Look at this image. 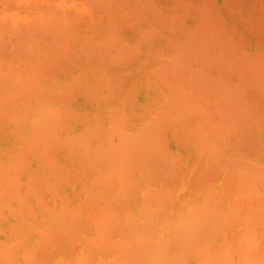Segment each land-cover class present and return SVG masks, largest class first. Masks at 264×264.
I'll list each match as a JSON object with an SVG mask.
<instances>
[{
  "label": "bare ground",
  "instance_id": "bare-ground-1",
  "mask_svg": "<svg viewBox=\"0 0 264 264\" xmlns=\"http://www.w3.org/2000/svg\"><path fill=\"white\" fill-rule=\"evenodd\" d=\"M4 1H3L4 2L3 5H5V3H6V0H4ZM8 1H11L13 3L15 0H7V3L4 6L5 8L3 7L4 10L6 9V7H9L10 6L9 3L12 4L11 2L8 3ZM44 1L47 2L46 0H44ZM73 1L74 0H72L71 2H73ZM82 1H80L79 3H82ZM108 1L110 3L111 2L113 3V4H109V5H114V3H116V2L118 4V1L117 0H116V2H113V1H110V0H107L105 2L109 3ZM121 1H123V0H119L120 4L122 3ZM128 1L131 2V0H127L125 2L126 3H129ZM137 1L138 0H136V2L134 1L135 2L134 6L139 5L138 7L139 8L141 7L140 9H142V7L144 5L145 9L148 8V10L151 9V7H152L151 10L153 11V8H154L153 5L154 4L152 5L151 2L154 3V1L148 2L150 0H147L146 1L147 3H146L145 0H144V3L145 4H143V0H142V2L141 1L140 2L143 5L140 2H139L140 4L139 3L137 4ZM173 1L174 2H171V5L169 4L170 7H165V10L170 8V11L172 9H173L172 11H174L175 10L174 7L171 8V6H172V4L174 6V3L177 2L176 4L179 7L178 13H180V15L183 17L182 18L179 14H177L180 17V21L185 18L186 14L187 15L189 14L190 16H193V17H190L188 15V16H186V18H189V17L190 18H193V19L196 20V22L191 27L190 26L188 27L186 25L182 26V28L185 27V26L187 28L186 27H185L186 29L184 28L185 31H184V29H181L185 33H183L182 35L180 34L182 36V37L180 36V38H183L180 41H178V39H177L179 37H176V36H179L177 34L178 33L177 32L176 35H175V38L177 39L178 42H172V40H168V39H166L164 37L165 40L163 39V41L160 42V44H156V45H154V44L152 45L150 43V40L152 38H154L155 35L157 37L156 39H160L159 37L162 36V35L158 34V31L156 32V30L151 27L153 24L155 25L156 22H153L152 25L150 24L151 26L145 23V21H146V19H144L145 17H142L141 16V12L144 11V7H143V10H135V11H134V8H131L130 7L132 9V10L130 9L131 13L133 11V13L131 14V13H129L130 11L128 12V8L129 7L125 5L126 3H122V4H124L122 7L125 8L124 12L126 11L127 14L129 13V16H131V19L134 18L135 16H136V19H137V17H138V19L141 17L140 18V23L137 24V22H135L132 19L133 22L135 23V24H133V26H135V27H133L130 24L133 27L132 28L133 29V36L130 38V35H131L130 34L129 35V39H126L125 38L126 35H125L124 36V39L120 38V40H119L118 37H117V40H116V34L114 32L117 31V30H119V28L123 27V26L120 27V22L121 21L124 22L126 19L125 20H123V19L122 20H119L120 22L119 21H116L117 19L113 20L114 21V24L113 23L112 24H113V26L116 25L117 28H115V27H113L111 25L113 28L110 27L111 30H109V33L111 32L112 34H110V36L109 35L108 36H109V39L110 38H112V39H110V40L108 39L107 41H105V39L107 38V37L105 38V36H106L105 35V32H106L108 26H110V23L111 22L108 23L109 24L108 26H106V24H105L106 21L105 22L102 21L103 23H101V25H104L106 27V28L103 27V29H105V30H103L102 28H99V25L100 24L97 25V23H95V26L97 25L96 26L97 28L95 29L93 27V32H94V29H95V31L98 30L97 32L100 31L99 35L101 33H102L101 34L102 36L104 35L103 36L104 39L102 40L101 39L102 37H97L96 36V33L93 34V32L91 31L92 30V27H91V30L90 29L88 30L87 28H84L85 30L87 29L86 30L87 33H85V34L82 33V32H85L83 29H81L82 27L80 29L77 28V27H80L79 24H83V22L81 23V21H82L81 20V16H80V20H79L80 23L75 22L76 16H72L71 15L72 14L71 11H73V10H71V9H70L71 11L68 10V11L71 12L70 13V12L66 11V8L67 7L65 6V9L63 8L64 9V13L66 12L67 14H66V17H63V16H61V13L59 14V12H61L63 9L61 11L57 12L58 10L57 11L56 10L53 11L54 7H52L53 9L51 8L52 10H50V6H49V9H48L47 8L48 6H44V3L41 4V5L39 4L40 9L42 8L41 10L44 11V7H45V10L49 11V13H50L49 14L46 11L48 13V16H47L48 17V20H45L44 21V24L47 23V25L48 24L49 25L48 26L47 25L43 26V23H42V26H41V24H40L41 22H37L36 20L35 21H36V23H38V25H35V22H33L34 19L31 20L32 21V24H33V25H31L30 18H29V22H28V24L30 23L29 24L30 26L27 24V27L26 28H25L26 25L24 26V24H21V23L17 24V25H19L18 26L19 28L23 26V29L25 28V30L29 27V32L27 34V31L28 30H26V32L24 30L22 33L25 32L26 34H24V35L23 34L22 35L20 34V36L18 34L17 36H15L16 37V40H17V37L19 38V41L18 40H17L18 42L16 41L17 48H20L23 51V52L22 51H20V52H22L24 54L23 55L20 54L21 56H19L17 52H19L20 49L19 50H15L17 48L16 47L13 48L15 51H17L16 52L17 55H16V58L15 59L19 60L20 62L23 60L22 62L24 64L26 63V61H27L26 58L28 56H25L26 58L23 57V56L24 55H31L30 57H31L32 60L29 57V59L31 61H27V63H29V65L27 63L25 64L27 66V70H28L27 73H29V75L31 74L30 73V70H29L30 68H32L33 71H36V74L34 72V73H32L33 75L31 74V76H26V74H25V72H26L25 67L26 66L23 63H22L23 66H21L22 64L21 65H20V63L18 64L17 63V60H15V62H14V59H12V58L15 57L14 56L15 55V51L13 52L14 55L11 54L12 53L11 51H13V49H11L10 52L8 51L9 52V55L11 54V56H13L12 58L6 52V50H8V49H6L5 47H8L9 46L10 39L8 38L9 39V42H8V46H6L7 45L6 42L8 40H4V38L8 35L7 33L9 32L8 31L9 29L6 30V28L10 25V23L6 22V21H8V19L6 21H4V23H1L0 22L1 25H3V24L5 25V26L3 25L4 28L2 29V30L5 29L4 30V33H2L3 31L2 32L0 31V33H2L3 37L5 36V34H7L4 38H2V36L0 35L1 36V40L3 39V42L6 41L5 42L6 44H3L2 43L3 46L0 44L1 47H3L5 49V50H2L3 53L6 52L5 55L7 54L4 58L5 59H8V60H11L12 59L13 62H14L13 65H17V64L19 65V68H18L17 66L13 67L9 63V65L7 64L6 67L9 70L12 69V70H10L11 73L10 74L7 73L8 74L7 75V74H5L4 71H2L5 74V76L3 75V77L1 76V73H0V88H2L3 89V92H4V94L2 95V98H0V121L2 120L1 122H3L5 119H7L9 122L12 123V125L13 124H14V126L16 125L21 130V134L19 135V139H17L18 138L17 137L18 135L14 134V136H15L14 138H15V140L17 142H19V146L15 150L12 149L13 151L9 152L10 149H11V146H13V143L15 142L14 141V138H13L12 139L13 141L10 140L12 142V145L11 146L8 145L10 147V149L8 150L6 148L8 153L5 154L6 153L5 152L3 156L0 154L2 156V157L0 156L1 157L0 158V226L2 225V223L4 222V220L5 221L7 220V217H5L7 214H9V216L12 214L11 217L12 216L15 217V215L17 214L16 215L17 218L19 217L21 220H18L19 218L16 219V217L15 218L12 217L14 219V221H16V220L18 221V222L17 221L15 222V223H17V225H18V223H19V225H21V222H22V225L23 224H27L28 225V223L30 224L31 223V220L30 221L27 220L26 219L27 217H25V214L28 213L29 214V217H31L34 220L33 217H34V212L35 211H33V207L36 204L39 205V206H42L43 205L45 207L44 204H45V202L47 200L44 201L45 199L42 198V197H44L43 196V193L44 192H47L48 195L50 193H51V195L52 194L53 195L56 194L55 197L58 198L60 194H58L57 190L60 189L63 185H65V184L69 185L71 183V184H73V185H71V187L73 186L74 189H75V186H74L75 184H74V182L72 183V179L75 178V176L71 179V178H69V177H71V175L68 176L67 173L72 172V171H70L71 169L76 170L77 168H78L79 174L81 172L82 173L80 174V177L79 178H76V179H79V181H78L79 183H80V181L82 182L81 179H83L82 184L81 183L80 184L82 185L81 186V189L85 191L84 192L81 189H79L80 190V193L81 192L86 193V190H89L88 191V194H87V195H89L90 194L89 192L91 190V195L93 194L92 196L90 195L91 198H90V196H87L85 194L84 196H86V197L83 196L85 199H88V200L89 199H92V198H93L92 200H94V199H100L101 196L94 195V192L92 190L103 191L102 189H104V188L106 190L108 188H111L112 189V187H114L115 188L114 190H116V191L118 190L120 194L124 193L125 196L127 194H129L128 193L129 190H130V194H131L132 189H133V195L134 196H135V193L134 192H136V189H139V191L141 189H143L145 191H147V189L148 190L150 189L151 190L150 192L147 191V192H149L148 193L149 196H148L147 192L143 191L147 195L144 194V196L146 198L143 199V201H145V202H142V203L143 204H147L149 201H152L153 199H155L156 202H154L155 201L154 200L153 201V203H154L153 205H157V206L159 205L161 207V205L163 203L161 202V204H159L160 203V199H157V198L161 196L160 197L161 198V201L163 200L165 202V199H163V198H169L170 197L169 195L172 193L173 196H171L169 198V200L168 199L166 200L167 203L169 201V203L166 204V205H168L169 210H170V208L172 206V203L174 202V201L172 202L171 200H173V197L175 196L174 192L176 191V190L175 191H172V190L173 189H176L175 187L181 188L183 185L180 187V186H176L177 184H175V185L174 184H171V181H173V180L175 181L176 180L175 179V176L174 177L172 176V178H171V176H168V175H167V177L166 176L165 177L164 176L161 177L158 174L161 177V181L160 182L161 183L163 182L162 185L159 183L161 185V187H163V185H165V187L167 189L168 188L170 189V190L169 189L167 190L165 187L161 188V190H163L164 188L166 189V194L168 196H166V194H164L165 195L164 196L163 193L165 191L162 192V195H161V191L159 190L158 186L155 187L157 189H155L154 187L152 188L151 187V184L147 183L146 181L149 180V178L152 175H154V178L151 177L152 180L157 179V178H159V180H160V177L159 176L156 177V173H159V172L162 173V172L165 171V170L163 171V169H166V165H165V168H163L164 166H162V163H164L165 160H164V162L160 161L161 157L167 156V157H165L166 158V161L167 160L168 161L172 160V161H170V163L172 162V166L171 167H174L173 165H175V167L173 169H176V168L179 169L178 172L180 173L179 174L180 176L182 174L181 173L182 170L180 168H178L179 167L178 164H181L184 167H186L184 165L185 162H182L183 159L185 158V156L183 155L184 153L181 154V153L178 152L179 155L176 158L175 156H173L174 153L173 154L170 153V149L169 148H165L166 145H167V142L166 141H168L169 138L167 140H165V141H162V143L159 142V146H157L158 144L155 146V143H158V141L161 139V136H162V139L163 138L166 139V137H165L166 134H165V131L164 130L165 129H169L171 126H173L175 124L176 125L177 124L179 125L178 130H179L180 127H183V128L186 127L188 129L189 126H190V124L193 126L194 129L192 127L191 128L194 130V135H193V132H192V129L191 128H189V130H187L186 132H185V128H184V131H183V128H182L181 129L182 130L181 132H185V133L188 132V135L186 136V143L188 144V141H191V139H192L193 142L191 141L192 142L191 145L194 146L195 149L198 148V150H200V148H202L203 145L204 146H207V148L205 147L207 149V153H204V155H206V154L209 153V155L211 156V159H212L213 163L212 162H210L212 164L209 163V159H208V157H206L207 155L205 156L204 159H208V160H206V161H208V163L206 165L207 166V169H209L210 167L211 168L213 167V169L211 171L210 170L211 168H210L207 172H205V171H203V172H205V173H208L209 171L212 172L211 176L215 177L214 178L215 180L219 176L218 173L221 172L218 168H220V169L221 168H223V169L225 168V170H226L227 169L226 167L229 166L230 164H232L234 166V164H237L238 162H241V161L244 162V163L246 162V158H243L244 161L242 159H241V161L238 159V158H240L239 157L241 155L240 153H242L244 155L247 153V155H249V157L252 158L251 157L252 156L251 153L254 154L253 151H256V149L258 148V143H259V142H257L255 140V137L253 136V134L255 135L256 131H258V130H260L262 133H264V103L257 104V107H253V106H251L249 104V102L252 101V99H249V101L247 100V102L244 103L245 101L242 100V97H243L242 95L244 93H248V91H246V89H247V87L251 86L249 88H251V90H252V88L255 89V93H256V95L257 94L260 95L259 96L260 99L261 98H264V52H261L262 50H260V51H257V52H260V53H258L257 55H256V53H253L252 56L251 55L249 56V53L239 52L240 58L236 56V52L234 53L235 55H233L232 53H228V52H231V50H230V48H232L231 46L233 45V47H234V44L231 41L232 37L229 40V37L226 36L225 38H227L228 40L227 39L224 40V39H220V38L218 39L217 38L218 36L217 37L215 36V31H216V28L215 27H217V26H214V24L216 22L222 21V19H221L220 15L217 12H216V14H218L219 16L218 15L217 16L220 17V18H217L216 16H214V15H216L215 14V11H217L216 8H218V6L214 5V6H212L213 8L207 6L208 3H211L210 0H204L203 1L204 3H202V2L199 3L201 0H199V1L198 0H173ZM223 1H225V0H222V2ZM237 1L238 2H242L243 1V3H241L240 5H244V4L250 5V3L253 2V7L254 8L256 6H258V7L255 8L257 10L253 13V16H250L249 15L250 16L249 18L247 16V18L243 22H246V23H249V24L251 23V25H254L255 28H253L252 26L250 28L255 29V30H258L259 34L261 35V40H262V38H264V36H262V35H264V26H262V25H264V24H262V23H264V0H242V1L241 0H237ZM18 2H20L22 4L21 1L18 0ZM212 2L215 3L214 0ZM229 2H232V0H230ZM31 3H32V1H30L29 5H26L25 4L26 5V8L27 7L28 8L29 7H37L36 4H35L36 6H30ZM83 3L86 4L85 5L86 6L85 8H88V6H89L90 7L89 10L92 9L91 12L94 11V14L97 15V17H96L93 14L94 15V18L95 17L96 18L100 17V18H98V19H100L99 21H101V19L105 18L106 16L108 18L109 15H110L109 16L110 18H113V17H115V15L118 14V12H120V14H121V11H122V9H120L121 11H119V9H118L121 5H117L118 8L115 7L116 5H114L113 7H115V9L117 8L116 11L115 10L114 11L112 10L113 7H106V8H110L111 9V10L109 9L110 12H113L114 14L113 13H110L109 14V11L106 8L105 9L108 12L107 11L106 12H103L101 10V7L103 6L102 5L103 0H85V2L83 1ZM149 3L151 5V7L149 6ZM7 4H8V6H7ZM21 4L18 3V7H16V8L19 9V6ZM254 4H255V6H254ZM42 5L44 7H41ZM80 5H81V7H83V4H80ZM140 5H142V6H140ZM157 5H158V3H157ZM12 6H14V5H12ZM15 6H17L16 5V2H15ZM126 7H128V8H126ZM225 7H226V5H225ZM230 7H233V6H230ZM230 7L228 9H230ZM9 8L11 10H8V9H6V10L8 12H11L12 11V8L11 7H9ZM163 8H161V9H163ZM210 8H212L213 10H211ZM238 8H237V12H238ZM40 9H38V10H40ZM228 9H226V10H228ZM259 9H260V12L262 13V15H261L260 12H258L260 15H256V14H258L257 11ZM13 10L15 11V8ZM38 10H35V12L37 11L36 12L37 14L39 13ZM81 10H83V8ZM81 10H78V11H81ZM89 10L86 9V11H89ZM117 10H118V12H117ZM151 10H150L149 13L147 12L146 14H148V15L151 14V17L153 16L152 18H154V21H156L160 17L161 18L159 20H157L158 22L161 19H164L166 16L170 17V15H166L165 16L164 13H161L156 8L154 9L155 12H153V13H155V15H154L153 13H151L152 12ZM235 10H234V13H237V12H235ZM7 11H3L2 10L0 12H4L5 13ZM43 11H41V12L43 13ZM50 11H53V12H50ZM138 11H140V13H137ZM175 11H177V10H175ZM212 11H213V13H212ZM15 12H17V11H15ZM17 13H18L17 15L19 17L20 16L19 15V12H17ZM42 13H41V15H42ZM134 13L136 14L135 16L133 15ZM160 13H161V16H159ZM31 14H33V17H34V14L35 13L33 12V13H30V15ZM37 14H35V15H37ZM39 14L37 16H39ZM120 14L117 17H120V19H121V16H123V15L121 14V16H120ZM211 14L212 15L214 14L213 17H215L213 19V21L211 20V18H212V15ZM0 15H1V13H0ZM25 15L28 16L29 14L26 13ZM25 15H23V17L20 16V17H22V20H23V18H25L24 17ZM43 15H44V13H43ZM45 15H46V13H45ZM45 15L43 17H45ZM67 15L69 17H71V18H69ZM76 15L79 16L80 14L77 13ZM88 15H90V14H88ZM124 16H127V15L124 14ZM154 16H156V20H155V17ZM173 16H174V14L171 15V17H170L171 20H169L168 17H166L164 20H166V19L169 20L170 24H171V21H172V23H174V21H176L177 22L176 25L179 26V24H180V26L179 27L178 26L177 27L175 26V29H180L181 28V24H183V23H179L176 20V18L173 17ZM67 17H68V20H71L70 21V25L69 24H66V22H67L66 21V18ZM73 17H75L74 18L75 20L72 19ZM82 17L83 18L84 17L86 18V19L85 18L84 19L82 18L83 20H85V22L86 21L90 22V20L87 19V16L83 15ZM162 17H164V18H162ZM172 17H173V19H175L174 21H173ZM43 19H45V18H43ZM109 19H107L108 20L107 22H109ZM131 19L130 20H127V22L128 21L130 22ZM143 19L145 21H143ZM193 19H190V20L192 21ZM150 20H151V18H150ZM164 20H163V22H165ZM190 20H189V22H190ZM12 21H13V19H12ZM24 21H26V20H24ZM73 21H74V23H73ZM88 22H87V24H88ZM146 22L149 23L148 21H146ZM213 22H215V23H213ZM238 22H240V21H238ZM98 23H100V22H98ZM161 23H162V20H161ZM74 24L75 25L77 24L76 25L77 27L76 26L75 27H76V29H79V31H77L75 28H73V25ZM87 24H84V25H86V26L89 27V24L88 25ZM121 24H122V22H121ZM123 24L125 25V22ZM218 24L219 23H216L215 25H218ZM66 25H68L69 28ZM71 25H72V28H71ZM130 25H126L125 27H127V26L130 27ZM12 26H13V24H12ZM230 26L226 30H228L229 28L232 30V28ZM232 26L235 27L233 24H232ZM246 26H247V24H246ZM2 27H0V28H2ZM48 27H49V29H47ZM125 27H123V28H125ZM12 28H14V26ZM218 28H219V30H222V27H221V29H220V27H218ZM245 28H247V27H245ZM73 29H75V33L74 32H71V31H74ZM101 29H102V31H101ZM162 29H165V31H166L165 33H168L170 31L171 32V35H170V33H168L169 36H172L173 35V31L170 28V26H168L167 29L166 28H162ZM15 30L16 29H14V32H15V35H16V33H17L16 31L17 30L16 31ZM20 30H22V29H20ZM38 30L41 31V32H39L40 34L37 33ZM80 30H82L81 33H79ZM124 30H126V28ZM231 30H230V32H231ZM6 31H7V33H6ZM76 31L80 35L82 34V36L85 35L84 38H82L80 36L82 38V39L80 38L81 41L83 40L82 42H80V44L78 43L79 41L76 38V36L79 35V34L78 35L76 34ZM89 31H91V34H93V36L95 35L94 36L95 38L93 36H92L93 38L88 37L87 34H88ZM103 31H105V32H103ZM14 32H10V33L14 34ZM129 32H131V31H129ZM258 32L257 33L254 32V33L258 34ZM113 33H114V36L112 37ZM119 35L117 34V36H119ZM183 35H184V37H183ZM258 35H256V36H258ZM120 37H122V36H120ZM237 37L234 36L235 41H237ZM10 38H11V36H10ZM75 38L78 41L77 43L76 42H73L75 40ZM99 38H100V41H99ZM113 39L116 40V41H114ZM238 39H239V37H238ZM111 40H113L114 42L111 41ZM11 41H13V40H11ZM102 41H104L103 42L104 44L106 42H107V44L109 43V45L107 46V44H106L104 46V44H102V46H101L100 44H101ZM169 41H171V42H169ZM245 42L247 43L248 41H245ZM73 43L74 44L75 43L78 44L77 45L78 48L75 45L76 46V49H75ZM153 43H155V42H153ZM238 43L239 42L237 41V44ZM239 45L243 46V44H241V43H239L238 46ZM14 46H15V44H13V47ZM150 48H152V52L150 50L151 53L148 50ZM144 49H146L147 51L143 54L141 52ZM162 49L168 50L167 52L169 54H171L172 57L166 58V57L160 56L159 55V52ZM0 50H1V48H0ZM2 51L0 53H1L2 56H4V54H2ZM42 51L45 52L44 55H46V56L43 57ZM47 51H49V52H47ZM25 52H27V54H25ZM184 53H187L188 54V57L187 58H189L190 56L193 57V61H190L189 64L192 63V62H194V61L196 62V65L195 66H200L199 64H201V65L203 64L202 66H204V67L206 66L205 67L206 70L209 68V72H206L205 69H204V72L201 71L202 72L201 73L200 70L197 67H191V68L189 67V69H188V63H187V60L188 59L186 60V62L183 60L185 58L182 59ZM242 54L244 55L243 57H245V59L242 57ZM95 55L98 56V57H96ZM165 55H166V53H165ZM7 56H9V58H7ZM17 56L22 57V58H19L18 59ZM91 56H93V58ZM246 56L248 58H246ZM95 57H96V59H95ZM138 57L139 58L143 57V59L141 58V60H143L145 63H148L151 60V62L154 64V68H152V71L149 70L146 73L147 74V78H149L150 76L152 78L154 77V80L153 81H156V83L154 82L155 83L154 85L152 84L153 82L150 83L148 81L151 78L146 79V77H143L144 79H141V78L138 79L136 77L135 78L132 77L133 79L131 80V78H130V81L127 79L128 75H131L133 73L131 71L132 66L135 65L136 62H139L138 61ZM23 58H25V59H23ZM82 58H85V60H87V59H89V60L94 59V60H91L93 62L92 65L89 62V64L92 67L93 73L92 74H88V77H87V79L85 78L86 79L85 81H86V84L87 83L89 84L90 82H87L89 80L88 78L92 79V82L91 83H92V85L93 84H96V87H95V85H93L96 89H94V87L92 86L93 87L92 89H94L95 91L94 90L91 91V88H90L91 86L90 85H87L90 88V90H89V88L87 86H85V88L87 87V89L90 91V92L88 91L89 93L87 91L85 92L86 94L87 93L89 94L88 97H86L87 95L85 93H83L85 89L83 88L81 90L82 82L84 80V79L82 80V78L85 77V76H83L82 78L80 77L81 79L79 78V82L80 83H78V84L75 85L76 82H74V81H77L78 82L77 77L82 76V74L84 73L83 72L84 69L86 70L87 67L81 68V69H83V71H81V69L79 70V71H81V73L78 74L79 76L76 74V77H73L74 79L70 77L71 80L69 81L67 79V81H69V82H65L64 85H60L61 83L62 84L64 83V82H61V81H59L61 83L58 84L57 82H54V80H53V82H52L53 85L51 84V82H49V83L47 82L48 83L47 84L46 81H44V80L51 81L50 79H53L54 78L52 75L57 72L55 69H58V71H60V69H61V71L63 73L65 72L66 77L69 78L68 77L69 76L68 73H69L70 70L68 71V66H70L69 67V69H70L73 66L71 64L75 60H77V61L80 60L81 61ZM0 59L3 60V58H1V57H0ZM20 59H22V60H20ZM51 59H54V60H57V59L60 60L61 59L63 62L60 61L61 62V63H59L60 64V67H59V64H58V68H57V66H55V68H53L54 69L53 70L52 69V65L54 67L55 63L51 62L52 61ZM12 60H11V62H12ZM33 60H35L34 61L35 62V66L36 65L38 66V67L36 66L35 69H33V63H31V62H33ZM85 60L82 61V62H85ZM151 62H149V64ZM4 63L2 64V61H0V64H2L0 66H3ZM76 64L79 65L78 63H76ZM89 64H88V69H87L86 72H89L90 73L91 68H89ZM9 66L11 68H9ZM29 66H31V67H29ZM39 66H40L41 70L39 69ZM139 66H137L136 68L138 69ZM151 66H152V64H151ZM202 66H201V68H202ZM20 67H23V69L21 70V72H23L26 77L23 78V77H21V76H23V73L21 74V76L18 73V76H20V79H22V81L19 83V81H17V78L18 77L15 75V73H17V72H16V69L14 70V68H17V69H19L18 71H20ZM147 67H149V66H147ZM3 68L5 69L4 66H3ZM64 68L66 70H64ZM78 68H79V66H78ZM42 69H43V71H42ZM50 69H52L53 71H51ZM104 69H106V71L108 72L107 74L104 72ZM107 69H109V71ZM132 70H133V68H132ZM38 71H39V74H37ZM67 71H68V73H67ZM135 71H136V69H135ZM7 72H9V71L7 70ZM41 72H42V75L43 76L41 75ZM75 72H76V70H75ZM226 72H228V73L230 72L231 75H234L235 74L234 76L238 77V81H240L239 78L243 75L244 76V79H243L244 84H243V86L241 85L242 82H240V85L241 86H238L239 83L237 84V86H232L231 84H229L231 82L229 80L227 81V76L230 78L231 75L230 74L228 75ZM143 73H144V71H143ZM236 73H238L239 75H237ZM146 74H144V75H146ZM13 75L15 77H17L16 78V81H15L16 83H14V84L7 83V82H10L11 79H13ZM140 75H141V73L138 76H140ZM41 76H42V78H41ZM8 77L9 78L12 77V78L11 79H7V80H4V81H7V82L1 81V79L3 80V78L6 79ZM91 77H94L95 79L97 78L96 80H97V82L98 81L99 82L96 83V80H93L94 78H91ZM18 80H19V78H18ZM40 80H43L44 83L47 84L46 86H49V84H51V85L49 87H46L45 84H42V81H40ZM241 81H242V79H241ZM71 82H73L74 84L71 83ZM54 83H55V85H54ZM56 83H57V85H56ZM7 84H9V85H7ZM86 84L84 83L83 85H86ZM98 84H99V86H98ZM43 85L46 88L43 87ZM235 85H236V83H235ZM77 87H79V90H77L78 89ZM99 88L102 89L101 92H100ZM164 88L165 89H168V91L169 90L171 91V97H170V99L166 98L165 103H163V105L161 104V108L162 109H158L159 111L155 113L156 115L153 118H150V120L152 119L150 122L143 123V125H141V126H139L140 125L139 124L138 125L139 126L138 128L137 127L135 128L134 127V124L133 125L131 124V126L136 129L135 131L126 130L127 127L123 125V122L127 121V119L125 120L123 118V116L124 115L125 116H128L124 112L126 110H129L130 108H132V105H133L132 99H134V98L131 96V93L133 92L135 94L138 90H143L145 92L146 91L148 92L149 90H155V93L157 91L158 95H160L159 94V91L161 90L160 92H162ZM74 90H76L75 93L78 96H82V95H79L81 93L85 94L86 95L85 97L87 98V101L92 100L93 101V104L94 103H97V102H100L101 104L97 103V105H95V106L93 105L94 109H97L96 106H100V109H99L98 112H99L100 115H102V118L105 117L103 115L108 114V118H110L112 121L109 120L106 117L109 120V122L107 123V121H106L104 123V127H103L102 126V123L103 122L100 121L101 118L99 116L97 117V115H95L96 119H94L95 117L93 119L87 118L88 117L87 115H90V112H88L89 113L88 114L85 109H83V110H85L86 112L83 111L82 108H80V111H82L81 113H83V114L77 113V112L75 114L74 111H73V108L74 107L71 108L70 105L67 106L64 102L63 103L65 104V106L63 104L58 105L60 102H62L63 99L65 100L64 97H66L67 95H68V97H66V98H68V100H70V101L71 100L73 101L74 96H73L72 93L74 92ZM119 90L121 91V93H120ZM80 91H82V92H80ZM170 91H169V93L167 92L166 94L165 93H161V94H163L164 97H167L170 94ZM68 92H71V94H69ZM77 92H79V93H77ZM101 93L108 94L109 95V96H107V102L106 101H105V103L102 102L103 101L102 99L105 98V100H106V96L101 98ZM111 93H116V95L118 94L119 97L117 96L118 98H116V100H114L113 94H111ZM69 95H71V96H69ZM142 95L143 96L146 95V96H144V98H145V101H147L146 98L149 97V96L147 94H145V93L142 94ZM240 96H241V98H240ZM252 96L254 97V95H251L250 97H252ZM85 97H84V99H85ZM110 97L113 98L112 100H114V104L113 103L112 104H109L110 102H113L111 100H110V102H108V99H110ZM114 97H115V95H114ZM135 97H136V95H135ZM141 97H139V98H141ZM164 97H163V99H164ZM155 98L157 99V97H155ZM159 98H160V101H161V97H159ZM238 98H240V100ZM257 98H258V96H257ZM136 99H137L136 100V102H137L138 101V98L136 97ZM156 99H153V100L156 101ZM255 99H256V97H255ZM149 100H151V99H149ZM241 100L243 102H241ZM258 101H259V98H258ZM260 102H262V100ZM68 103H70V102L68 101ZM146 103L148 105V102H146ZM153 103H155V102H153ZM82 104H84V103H82ZM90 104H91V101H90ZM74 105H76V104H74ZM135 105H137V104L135 103ZM166 105L168 106V108L166 110H164L167 107ZM66 106L70 108L69 111H72V114L71 115L68 112L67 108L65 110V107ZM145 106H146V104H145ZM145 106L142 105L143 108ZM154 106L155 105H153V107ZM159 106H160V104H159ZM164 106H166V107H164ZM61 108H64V109L61 111ZM137 109H139V108L137 107ZM154 109H152V110H154ZM156 109H157V107H156ZM87 110H88V108H87ZM131 110H134V109H131ZM152 110L151 111L150 110L147 111V112H150V113H146V111H144V112L147 115H149V114L152 113ZM64 111L66 113V114L64 113L66 116L63 114L62 118L59 117ZM131 112H132V114H130L128 117H132L133 111H131ZM137 112H138V110H137ZM144 112L142 114L141 113L140 114L143 115ZM183 112L184 113H188V114L190 112H192L193 115H194V113L195 114H199V115H201L202 119L199 118V121H198V119H196V117H195V119H196L195 120L194 119V116H193L192 117V119H193L192 122L194 124H192L190 122H189L190 124H188V121H187V124H185V122H184L185 120H182L181 121V119H180L181 116H183V114H181ZM74 114H75V116H74ZM84 114H87V115L86 116H83ZM177 115H180V116H178L179 118L177 117ZM186 115L184 114V116H186ZM64 116L67 117L66 118L67 120L65 119L63 121V117ZM136 116H138V115H136ZM144 116H146V115H144ZM69 117L71 118V121L69 120L70 119ZM78 117H80V118H78ZM186 118L188 119V116H186ZM144 119H145V117H144ZM190 119H188V120H190ZM206 119H207V121L202 124V121L203 120H206ZM74 120L76 121V123L73 122ZM98 120L100 121L99 124L97 122ZM103 120H104V118H103ZM195 121L196 122L198 121V122L195 124ZM134 122H135V120H134ZM5 123H7V122H5ZM86 123L87 124L96 123L98 125H94L93 124L94 126L90 128V127H88V125ZM126 123H127V125L129 124L128 121ZM108 124H109V127L107 128ZM6 125H8V124H6ZM80 125H82V127L85 126V125H87V126H85L87 128H85V127L82 128V127H80ZM185 125H187V126H185ZM125 127H126V129H125ZM2 130H4V129H2ZM171 130H172V128H170V131ZM178 130L175 131V126H174V130H173L174 133L173 132L170 133V131H168L169 134H170V136H171V137L169 136L170 137V140H172L175 137V135L177 136L178 132H180ZM5 131H7V130H4V132H2V131H0V132L1 133H6ZM14 131L15 130L13 129L12 132L14 133ZM163 131H164V134L162 133ZM181 132H180L181 136L178 134L181 137V139H179L180 137H178L177 140H176V137L174 138V140L176 141L177 144H182V142H181L182 137L185 136L184 135L185 133L182 134ZM196 132L198 134H196ZM173 134H175V135H173ZM0 136L2 138L4 137L1 134H0ZM188 136L191 137L189 140H188ZM262 137H264V136H262ZM3 139H1L2 140L1 142H3ZM17 142H16V145H17ZM163 142H166L165 143L166 145ZM183 142H185V140ZM183 144L186 145L185 143H183ZM160 145L161 146L164 145V146L161 147ZM188 145L190 146V144H188ZM188 145H187V148L189 147ZM5 147H7V146L5 145ZM159 147H160V149L161 148H164V149H161V151H160L159 150ZM226 148H227L228 151L231 150L232 148L233 149L234 148L237 149V153H238L239 156L237 155V157H236L237 159L235 161H234L235 158L234 159H231L230 158V155H229V157H228V155L226 157V155H225L226 152H224V149H226ZM259 148L264 149V146H261V147L259 146ZM259 148H258V150H259ZM208 149H210V151ZM171 150H172V148H171ZM227 150H225V151H227ZM168 151H169V153H167ZM200 151H202V150H200ZM168 154H169V156H168ZM180 154L183 155L184 158H182V156H180ZM187 154H189V153H187ZM153 156H158V160L160 162L157 163V164H158L159 168H162V170L159 169V171H158V169L157 170L155 169V171H157V172H154V174H153V170H152V172H151L152 174H147V175H150L149 178H148L147 175H146V173H145V171L143 170L144 171L143 172L142 169L143 168L145 170L147 169L145 167L146 163H148V161H149V163H151L150 162V160H152L151 158H153V159L156 158V157H153ZM172 156L175 157V159H172ZM259 156H260V154H259ZM62 157L68 158L69 161L68 160H65V161L63 160L64 162H62L61 161ZM180 157L182 159H180ZM241 157H243V156H241ZM37 158H38V160H41L43 162L42 163L43 166H42V164H40L41 166L39 168L41 169V172L43 173L44 177H43V175L42 176H38L37 175V172L36 173L34 172V170H35L34 167H33L34 170H30L32 168L29 169V167L31 166V164L29 165V162H30L29 160H32L33 159L32 161H34V159L36 160ZM145 159H146V163L143 162V161H145ZM163 159L164 158H162V160ZM176 159H179V160L177 161ZM204 159L202 158V160L200 162L202 163V161ZM155 160H157V158L154 159V161ZM232 160L235 163H233ZM257 160H256V162H257ZM185 161H187V160H185ZM206 161L203 162V163L205 164ZM242 162L240 164H243ZM248 162H249V160H247V163ZM76 163H83L84 165L83 164L82 165L84 167H82L81 169L79 168V166L75 167L76 166L75 165ZM170 163H168V165ZM251 163L254 164V162H251ZM251 163L249 164L250 166L253 165ZM259 163H257V164H259ZM46 164H47V166H46ZM159 164L161 165V167H160ZM202 164H201V167L203 168ZM221 164L225 165V167H223V165L221 166ZM77 165H79V164H77ZM142 165H144V166H142ZM147 165H149V164H147ZM151 165L149 167L150 170H151ZM208 165H210V166H208ZM249 165H247V166L244 165V167H243V170L244 171H241V172H239L240 170L239 171L235 170V168H233L231 170L230 169L231 166H230V168H228V169H230V171H228V169H227V171L229 173H234V171H237L236 174L234 173L233 175H235V176L237 175L238 177L240 176L239 179L237 177H236V179L234 178V183L236 182L235 180H238L237 181L238 183L237 182H236V184L231 183V185L233 184L232 185L233 188H234V185H236V192L234 191V193L239 194L240 195V198L242 197V195H243L244 198L247 195L246 198L248 200H249V198H252V197H253V199H254V197H256L255 199H257V196L259 198H260V196L264 197V193H259L258 191L255 190V188H257V185L258 184H259L258 186L261 185L260 187H264V169H262V167H261L262 165L261 166L259 165L261 168L257 167V169H256L255 168L256 164H254L255 166L253 165V168H255L256 170L255 169H251L252 166L250 167ZM69 166L70 167L72 166L75 169L72 168V167H71V169H69L70 168ZM245 166H246V168H245ZM248 166H249V168H247ZM44 167L46 168V170H45ZM201 167L199 165L198 170ZM42 168H44V169H42ZM140 168H142V169L140 170ZM156 168H158V167H156ZM177 169L175 171H176V174H177L178 177L177 176L176 177L178 178L177 180H180V183H179V181L177 183L180 185V184H182V181H181V179H179V175L177 173ZM47 170H49L50 174H47ZM52 170H55V171L53 172ZM68 170H69V172H68ZM168 170H172V168L171 169H168ZM200 170H202V169H200ZM200 170H199V172H200ZM51 171H52V173H51ZM141 171L146 176L142 175ZM146 172H147V170H146ZM172 172L171 171L170 172L167 171V174L169 173V175H172ZM183 172H184L183 173L184 175L186 174L185 176H187V174L189 173L187 170H186V173H185V171H183ZM197 172H194L195 174H193L194 175V176H192L193 178L195 176L196 177L198 176V179L199 180L201 179V181L203 179H206L207 180V176L205 175V173H201L200 176H199V174L198 175L196 174ZM216 172H217V174H216ZM228 172H226V173L228 174ZM38 173H40V172H38ZM148 173H149V171H148ZM140 174H141V176H140ZM45 175H47V176L45 177ZM72 175H73V172H72ZM173 175H175L174 172H173ZM201 175L203 176L202 177L203 179L201 178ZM233 175H231V176H233ZM143 176H144V178L147 177L148 179L147 178H145V179L143 178V181L142 182L140 181L142 183V185H141V184H139L140 182L138 181V178L139 177L141 178ZM211 176H209V178ZM223 176H225V175H223ZM192 177H190V178H192ZM196 177H195V179H196ZM227 177H228V175L226 176V178ZM67 178H69L68 181H67ZM140 178H139V180H141ZM184 178H182V179H183V184L185 185L184 182L185 181H188V179L186 180ZM193 178L191 180H193ZM209 178H208L207 181L214 180L212 178H210V179ZM169 179L171 180L170 181V184L171 185L168 184V183H167L168 184L167 185L165 183L166 181H169ZM152 180H149V182L152 181ZM199 180H196V181L199 182ZM206 180H203L204 182H200V183H197L195 181V186L197 188L194 187L193 188L194 190L192 192H196V190H198V192H199L202 187H204V189L207 188L206 185L203 186V184L205 183ZM227 180H229V178ZM154 181H157L158 182V179L157 180H154ZM154 181H152V182L154 183ZM78 182L75 181V183H78ZM133 182H135V183H133ZM143 182H145L147 186H144L145 184L143 185ZM198 184L201 185V186H197ZM172 185H174V186H172ZM149 186L151 188H149ZM136 187H139V188H136ZM145 187H147V189H145ZM54 190H56V191H54ZM152 190H153V192H152ZM177 190H180V189H177ZM59 191L61 192V189ZM73 191H75V190H73ZM124 191H127V192H124ZM168 191H171V192L168 193ZM77 193H79V192H77ZM141 193H142V191H141ZM151 193H152V195H151ZM153 193H155V194L157 193V194L156 195L155 194L153 195ZM206 193H207V191H206ZM234 193H233V195H234ZM41 194H42V197H41ZM120 194H118V192L115 194V192H114V197L112 198V200L115 201V199H119L120 198ZM124 194L121 195V198H120L121 200L119 199L120 201L118 202L119 204H120L121 201L122 202H125V204H126V202L129 201V198H130V200L133 199L132 196H130L129 198L128 197L126 198L124 196ZM214 194L215 195L218 194V196H219L220 193L219 192L217 193L216 191H214L213 192V195L212 194H209L211 197L213 196L212 199H211V197L209 195L203 197V200L205 201V204H206L205 206H203V207L202 206L196 207L195 205L192 206V210L191 211H194V213H195V209L196 208H198V209L201 208V207L204 208L203 210L202 209H200V210L196 209L197 211H199V212L196 211V214H194V213L191 212V214L193 216L195 215L194 218H193L194 219L193 222L190 221V222L187 223L186 220H184L186 223L185 222H182L183 220H181L182 218L180 217V215H179V220H180L179 221L177 219L178 218L177 216H178L179 213L178 212L176 213L174 211L177 214V215H175V213H172L173 210H171L172 212L171 211L170 212L172 213V215L176 216L175 217V221L178 220L176 222V226H175L174 221H171V220H173L172 218H174V217L171 218V216H170L171 214L169 215L168 209H165L167 207L165 205V203L163 205H165L166 207H164V206L161 207V211H163L162 212L163 214L160 213L158 215H160V217L162 215H164L165 219H164V222H162V223L165 224V221H167L166 222L167 225L165 226L167 229L166 228H163L164 224H163V226L161 224L160 227L162 226L161 227V233H162L161 235L162 236H159V235L158 236H159V238L162 237L160 239H163V241H165V238L167 236L165 238H163L164 234H167L168 232L171 233L170 231H167V230L170 228V230H173L174 231V233H173V231L171 233V234H174V235L173 236L170 235L169 237L172 239L171 241L175 245V249H177V251H178V254L177 255H176L177 252L173 253V254H175L177 256V259L174 258L177 261V264L178 263H180V264L181 263L182 264H186L188 262L187 260H189V259H190L189 261L192 262L191 264H216V263L218 264L220 262L219 259H221V257H220V258H218V261H217V257H219L218 255L221 256L222 254H224L226 256V254H227L226 252L228 250H226V248L224 250H222L223 248L220 247L219 248V251L221 250L223 252L224 251H226V252H224V253L223 252H221V253L220 252L219 253L217 252L218 254L215 253L216 255L215 254L213 255L214 252L212 253L213 250L211 251V249L214 247L215 248L214 251L217 250L216 249V247H217L216 245H217L219 239L220 240L223 239L224 240V243H226L225 242L226 235H224L222 233L224 231L227 232V230H229L230 228H231L230 230H232V227L233 226H236L235 224H238V223L241 224V225H245L246 226V223H250L251 224V222L252 223L254 222L252 224V226H254L255 225V221H253L252 218L250 219V215H256L257 214V216H255V217L256 218H259V217H261V214H264V213H262V208H264V205H262V204H264V202H262L261 204H259V203L257 204L258 205V207H257L258 209L257 210H255L256 209L255 207H252V204H249L248 205L246 203L247 204V205H245L246 208H250L251 207V209L252 208H255V209H252V211H251L250 209H246L245 208L247 211L245 210L246 214H244V211H242L244 209L242 207L243 204L241 203L242 198L241 199H237L239 196L237 195V198H236V194H235L234 196H235L236 199L235 198H233V199H235L237 201V203H239L238 200H240V203H241L240 209L242 208L241 209L242 212L241 211L239 212L238 208H236V209L235 208H231L230 211L232 209H235V210L234 211H231V212L229 211L227 214L225 213V211H223L224 213L221 212V213H223L222 214L223 216H222V215L218 214V211H219V209L222 210L223 207L225 208V206L221 207L222 206L221 203H222L223 199L226 200V196H225L226 194H222L221 193V196L223 195L222 196L223 199L221 198V196H219L220 197L219 200H217L219 197L217 198V196H215L216 197L215 198L214 197ZM260 194H262V195H260ZM44 195H45V193H44ZM117 195H118V198L116 197ZM123 196L125 197V199H124L125 201H123V199H122ZM147 196L150 199H151L152 196H154L155 198L152 197V200H149L147 198ZM208 196L210 197V199L208 198V200H207L206 197H208ZM224 196H225V198H224ZM231 196H232V194H231ZM234 196H232V197H234ZM98 197H100V198H98ZM102 197H104V195H102ZM63 198L66 199L67 197L66 196H63ZM104 198H101V199H104ZM36 199L38 201H36ZM40 199H41V201H40ZM52 199H54V198H52ZM126 199L128 201H126ZM146 199H148V200H146ZM253 199L252 200H249V201L253 202L254 201ZM32 200L36 204L33 205V207L30 208V206L32 205V203L31 202L29 203V201H32ZM210 200H212V201L215 200L214 201V204H213V202H210ZM133 201H134V199L132 200V203H134ZM204 201H203V203H204ZM219 201H221V202H219ZM116 202H117V200L115 201V203ZM224 202L225 201H223V204H225ZM231 202H233V200ZM255 202H256V200H255ZM257 202H258V200H257ZM259 202H260V200H259ZM28 203L31 204V205H29ZM118 203H116V204L113 203V204H114V206L116 205L118 207V205H119ZM218 203H220V205ZM237 203H235L236 204V207L238 205ZM121 204L119 205V207L121 206ZM169 204H171V205H169ZM207 204H209V205H207ZM253 204H255V203H253ZM37 205L35 207H37ZM128 205L127 204L125 205V207H126L125 209H127V210H129L128 209ZM148 205L151 208L153 206V205L151 206L150 204H148ZM200 205H204V204H200ZM43 206H42V208H44ZM142 206H144V205H142ZM13 207H18V208L20 207L19 209H21V212H18ZM24 207L27 209L28 212L25 210L26 213H24V212L22 213V210H24ZM139 207H141V206H139ZM177 207L179 208V206H177ZM142 208L143 207H141V210H142ZM157 208L158 207H156V208L153 207V210H154L153 212H155V210ZM193 208H195V209L193 210ZM143 209L145 211V206H144ZM190 209L191 208H189V210ZM11 210H13V212ZM29 210L31 211V213L33 212L32 213L33 216H30L31 213H30ZM121 210H122V208H121ZM124 210H123V214L124 213L126 214L127 211L124 212ZM158 210H159V212H161L160 209H157V212L156 213H159ZM179 210H180V208H179ZM259 210H261V211H259ZM9 211H11V213H9ZM164 211L166 212V214L164 213ZM236 211H238V214L236 216L238 217L239 220L238 219H235V217H234V214L237 213ZM153 212L151 213V215L153 214ZM234 212H236V213H234ZM258 212H261L260 215L258 214ZM19 213H21L24 216L21 215V217H20ZM189 213H190V211H189ZM242 213L245 215L244 216V218L246 219L245 221H244V218L242 217L243 216ZM130 214L131 213H129V212L126 214V217L125 218L127 220L126 219L125 220L122 219V220L128 221V218H129ZM148 214L146 213V214H143L145 216H142L143 217L142 219L143 220H146V221H144L145 223H147L146 226L148 224H151L152 223L151 222L152 220H153V223L154 224H158V223H155V221H154L155 218L154 217H156V216L159 217V216L157 214L155 216L154 215H152V216L150 215L151 217H153V218H151V217H149ZM180 214H182L181 211H180ZM191 214H188V216L191 217ZM146 215H148V216H146ZM165 215L166 216L169 215L170 217L168 216V218H171V219H166V216ZM258 215H259V217H258ZM127 216H128V218H127ZM134 216L133 217H130V219L133 220L132 218H134ZM246 216H249V217H246ZM74 217H72L71 219H75ZM157 217H156V219H157ZM190 217H188V218H190ZM240 217L243 218V220ZM58 218H59V221H60L59 223H62V220H65V222H67L66 220H69L70 219V217H69V219L68 218H63L62 219L60 217H58ZM136 218H137V216L134 218V222H135V219ZM25 219L27 220V222L25 221ZM78 219H80V218L78 217V218L75 219L76 221L75 220L74 221L77 222ZM147 219H148V221H147ZM248 219H249V222H246ZM131 220H129L128 223H130ZM143 220H140V222L143 221ZM160 220H162V219H160ZM169 220H170V222L168 224V221ZM240 220H242L241 222L242 223L244 222L245 224H242L240 222ZM56 221H58V220H56ZM136 221H137V219H136ZM149 221H150V223H148ZM80 222H82V221L80 220ZM123 222H122V225L124 223L127 224V222H124V223ZM131 222H133V221H131ZM140 222H137V223L140 224ZM159 222H161V221H159ZM171 222H172L173 225L171 224ZM234 222H235V224H232ZM258 222H260V220ZM67 223H70V222L68 221ZM72 223H73V221H72ZM135 223H133V225H135ZM145 223L142 224L144 226V228L146 227L145 226ZM78 224H80V223L78 222ZM177 224H179V225H177ZM229 224H230V226H229ZM142 225H141V227H142ZM169 225H170V227H167ZM194 225H195V228L193 227ZM137 226H139V225H137ZM149 226H151V225H149ZM157 226H159V225H157ZM178 226H180V229H178L179 228ZM247 226H248V224H247ZM247 226L244 227V228H249L250 229V226L249 227H247ZM192 227L194 228V230H192ZM125 228L128 229L127 227H125ZM175 228L177 229V232H178L176 234H175V232H176L175 231ZM223 228H224V231L222 230ZM28 229L29 228H27V231H23V229L21 228V231H22L21 234L22 235H25L24 238L25 237L27 238L28 237L27 232L31 231L30 229L29 230ZM196 229H198V230H196ZM225 229H227V230H225ZM249 229L248 230L246 229V231L247 232L248 231L249 232H252V230L250 231ZM4 230H5L4 228H3V230L0 229V246H1V242H3L2 238H1L2 237L1 231L3 232V235H4ZM133 230H135V229H133ZM149 230H151V229L149 228ZM162 230H163V232L165 231L164 234H163ZM229 231H228V234L230 233ZM242 231H245V229L242 230ZM149 232L147 234L145 232H142V233L145 234L144 236H147L149 234ZM247 232H245V234L242 232L244 234L243 237H245V238H243V239L242 238H239L240 237V235H239V237L236 239L237 240V244L238 243L242 244V246L238 244V247L240 246L241 249H242V247H243L244 244H247V243H245L247 241L246 235L249 234ZM23 233H25V234H23ZM30 233L31 232H29V234ZM124 233H125V231H124ZM138 233L141 234L140 232H137V234L135 233V235H138ZM158 233H159V231H158ZM253 233L252 234L255 237L256 236V231H253ZM152 234L150 236L148 235L150 239H152ZM129 235L132 237L134 234L131 235V233H130ZM138 236L140 237V235H138ZM156 236L157 235H155V237ZM19 237L16 238V240L19 239ZM135 237H137V236H135ZM143 238L145 240V237H143ZM170 238L168 240H170ZM131 239H133V238H130V240ZM134 239L135 240H132L133 241L132 243H134V241H136V242L138 241L136 238H134ZM153 239H154V236H153ZM238 239H241V240H238ZM139 240H140V238H139ZM223 240H222V243H220V246L223 245V247H226V246H224L226 244L223 243ZM244 240H246V241H244ZM248 240H250V242L252 241L249 238H248ZM140 241L143 242L142 236H141V240ZM146 241H147V239H146ZM152 241H155V240H152ZM171 241H169V242H171ZM240 241L243 242V243H241ZM157 242H160V241H157ZM247 242L250 243L249 241H247ZM162 243H164V242H162ZM162 243H161L160 246H162ZM168 243H166V245L164 243L163 245H165V246H162V247H164L163 248L164 251L161 249L162 250L161 253L163 252V254H160L159 253L162 256H159L158 258H161V259L162 258L163 259L166 258L168 260L167 261L165 259L164 260L162 259V261H163L162 264L163 263L170 264L169 261L173 262V260H174L171 257H170L171 260L168 257H165L167 255V253H168L166 251ZM214 244H216V245H214ZM141 245H142L143 248L141 247ZM141 245L138 247V242H137V245H135V247L140 248V249H136L135 247H133V249L135 248V250H140L139 251V253H140L141 252V249L143 250L144 247H146V245L143 246L144 244H141ZM230 246H232V245L230 244ZM230 246L228 247V249L230 248ZM1 247H0V262L2 261L4 263V261H3L4 258L2 256V252L4 253V247H3L2 250H1ZM168 247H170V246H168ZM155 250L152 251L151 254H153L155 252ZM127 251L129 252L130 250H127ZM179 251H181L180 253H182V251H183V253L184 252L185 253L184 254H179ZM147 252H149V250ZM132 253H134V252H132ZM137 253H138V251H137ZM137 253H134V254H137ZM187 253H188V255L189 254L190 255L188 256ZM151 254H149V255H151ZM155 254H156V252H155ZM155 254H153L154 256L152 255V257H154L156 259L157 257H155ZM169 255H172V254L170 253ZM141 256H143V254ZM179 256H180L181 259L179 258ZM147 257H149V256H147ZM141 258H143V257H141ZM141 258H138V259H140V262L142 260ZM150 258H151V256H150ZM150 258H148L147 260H149ZM182 258H184V259H182ZM156 260H158V259H156ZM178 260H180L181 262L178 261ZM185 260H186V262H185ZM153 261H155V260L152 259V262ZM176 261H175V263L173 262V264H176ZM155 262H157V261H155ZM150 263H151V261H150ZM107 264H109V263H107ZM111 264H112V262H111Z\"/></svg>",
  "mask_w": 264,
  "mask_h": 264
},
{
  "label": "rangeland",
  "instance_id": "rangeland-1",
  "mask_svg": "<svg viewBox=\"0 0 264 264\" xmlns=\"http://www.w3.org/2000/svg\"><path fill=\"white\" fill-rule=\"evenodd\" d=\"M4 0H0V11H7L6 9H8V10H11L9 7H11L12 8V11L11 12H0L1 13V17H0V22L1 23H4V21H6L7 19H8V21H6V22H8V23H10V25L6 28V30H8L9 32L7 33V31H6V33L8 34H5V38L3 37V35H2V33H4V30H2L3 28H4V26L3 25H1V23H0V27H2V28H0V31L2 32V33H0V35L2 36V38H4V40H8L6 43H7V45L6 46H8V42H9V39H10V44H9V46L8 47H5L6 49H8V50H6V52L8 53V55H9V52H10V50L11 49H13V48H17V45H16V41L18 40L19 41V38L17 37V40H16V37L15 36H17L18 34H19V36H20V34L22 35H24V34H26L25 32H26V30H28L27 31V34H28V32H29V27L25 30V28L27 27V24H28V22H29V18H30V21L32 20V19H34V21L33 22H35V25H38V23H36V21L37 22H41L40 24H41V26H42V23H43V26H45V25H47V23H45L44 24V21L45 20H48V13H49V11H47V10H45V7L44 6H48L47 8L49 9V6H50V10H52L53 8L52 7H54V9H53V11L54 10H58L57 12H59V11H61L63 8L65 9V6L67 7L66 8V11H68V10H73V11H71L72 12V16H76V18L75 17H73L72 19L73 20H75V22H78V23H80L79 22V20H80V16H81V23L83 22V24H79L80 25V27H77L75 24L73 25V28H75L76 29V27L77 28H81V29H83L85 32H82V30H80V32L79 33H87V29L89 30H91V27H92V32H93V27L96 29L97 27V25H99V28H102L103 29V27L104 28H106L104 25H101V23H103V22H105L106 21V26H108L109 24L108 23H110V26H108V28H107V30H106V32L105 31H103V32H105V41H107L108 39H109V36H110V34H112L111 32L109 33V30H111V28H113V27H115V28H117V26L116 25H114L113 26V24H114V21L113 20H115V19H117L116 21H119V20H125L124 22H125V25L123 24L124 22L123 21H121L122 22V24H121V22H120V27L121 26H123V27H125L126 25H132L133 26V24H135L134 22H133V20L135 21V22H137V24H139L140 23V18L138 19V17H137V19H136V14L134 13L133 15L135 16L134 18H132L131 19V16H129V13H131V11H130V9L131 8H134V11L135 10H143V7H144V5L143 4H145L144 3V0H143V4L141 3L142 2V0H138L137 1V4L140 2L142 5H143V7H142V9H140L138 6L139 5H137V6H134V4H135V2H136V0H131V2H129V3H126L125 1H127V0H123V1H121L122 3H126L125 5L126 6H128V7H126V8H128V14H127V12L125 11L124 12V10H125V8L124 7H122L124 4H120V2H119V0H117L118 1V4H117V2H116V0H110V1H113V2H116V3H114V5H116L115 7H117V5H121L118 9H119V11H121L120 9H122V11H121V14L123 15V16H121V14H120V12H118V10H117V12H118V14L117 15H115V17H113V18H110L109 16H108V18H107V16L105 17V18H103V19H101V21H99L100 19H98V18H100V17H98V18H96L97 17V15L96 14H94V11L93 12H91V10H89L90 9V7L88 6V8H85L86 6V4L85 3H83V1L85 2V0H74L73 2H71L72 0H46L47 2H45L44 0H19V1H21L22 2V4L20 3V2H18V0H15L13 3L11 2V1H8V3L9 2H11L12 4H10L9 3V7H6V9L4 10V6L6 5V3H7V0H6V3H5V5H3L4 4V2H3ZM26 3H25V2ZM30 1H32V3H31V5L30 6H36L37 5V7H27L26 8V5H29V3H30ZM80 1H82V3H79ZM105 1H107V0H105ZM104 0H103V3H102V5L104 6H102L101 7V10L103 11V12H106L107 10L109 11V14L110 13H113V12H110V8H106V7H113L114 5H109V4H113L112 2L110 3L109 1V3H107V2H105ZM135 1V2H134ZM147 0H145V2H146ZM151 1H154V3H152ZM199 1V0H198ZM197 1V2H198ZM204 0H201L199 3H204L203 2ZM213 1V0H212ZM211 0H210V2L211 3H208L207 4V6H209V7H212V6H214V5H216V6H218V8H216V10L217 11H215V14H216V12L220 15V17H221V19H222V21H220V22H216V23H219L218 25H215L216 23L215 22H213V23H215L214 24V26H217V27H215L216 28V31H215V36L219 39H227V38H225L226 36L227 37H229V40H230V38L232 37V39H231V41H232V43L234 44V47H233V45L231 46L232 48H230V50H231V52H228V53H232L233 55H235L234 53L236 52V56L237 57H239L240 58V54H239V52H243V53H249V56L251 55H253V53H256V55L258 54V53H260V52H257V51H260V50H262L261 52H264V38H262V40H261V35L259 34V32H258V30H255V29H252V28H250L251 26L253 27V28H255L254 27V25H251V23L249 24V23H246V22H243L246 18H247V16H248V18L250 17V16H253V13L257 10V9H255L256 7H258V6H256L255 8L253 7V2H251L250 3V5H246V4H244V5H240L241 3H243V1L242 2H238L237 0H232V2H229L230 0H225V1H223L222 2V0H214L215 1V3L214 2H212ZM3 2V3H2ZM15 2H16V5L17 6H15ZM66 2V3H65ZM78 2V3H77ZM148 2H151V4L154 6V8H153V11L151 10L152 9V7H151V5H150V3H149V6L151 7V9H149L148 10V8L147 9H145V7H144V11H142L141 12V16L142 17H145L144 19H146V21H148L149 23H147L144 19H143V21H145V23L146 24H148V25H152L153 24V22H156L155 23V25L153 24L151 27L153 28V29H155L156 30V32L158 31V34H160V35H162V36H160L159 38L160 39H156L157 37H156V35H155V37L154 38H152L151 40H150V43L153 45H156V44H160V42H162L163 41V39H164V37L166 38V39H168V40H172V42H178V41H180L181 39H183V38H180V36L183 34V33H185L184 31H185V29L187 28L186 26H193L194 24H195V22H196V20L195 19H193V18H190V17H193V16H190L189 14V18H186V16H188L187 14H186V16H185V18L184 19H182L183 17L180 15V13H178V11H179V7H178V5L176 4V3H174V6H173V4H172V6H171V8L172 7H174V9L175 10H177V11H170V8L169 9H166L165 10V7H170L169 6V4L171 5V2H174L173 0H150V1H148ZM180 2V1H179ZM206 2V1H205ZM2 3V4H1ZM18 3L19 4H21L20 6H19V9L18 8H16V7H18ZM26 5H25V4ZM44 3V6L42 5L41 7H44V11L43 10H41L40 9V6H39V4L41 5V4H43ZM56 3V4H55ZM59 3V4H58ZM106 3V4H105ZM139 3V4H140ZM147 3V2H146ZM157 3H158V5H157ZM231 5H230V4ZM238 3V4H237ZM33 4V5H32ZM36 4V5H35ZM63 6H61V5ZM80 4H83V7H81V5ZM108 4V5H107ZM129 4V5H128ZM133 4V5H132ZM177 6H176V5ZM210 4V5H209ZM228 4V5H227ZM238 6H237V5ZM12 5H14V6H12ZM52 5V6H51ZM73 5V6H72ZM106 5V6H105ZM142 5H140V6H142ZM148 5V4H147ZM180 5V4H179ZM225 5H226V7H225ZM7 6H8V4H7ZM58 8H56V7ZM76 6V7H75ZM148 6V7H149ZM215 6V7H216ZM230 6H233V7H230V9H228ZM237 6V7H236ZM240 6V7H239ZM254 6H255V4H254ZM4 7V8H3ZM15 8V11H17V12H19V15L20 16H22L23 17V15H25L26 13H28L29 15H30V13H35V14H37L36 12H35V10H38V9H40V10H38L39 11V16H37V15H35L34 14V17H33V14H31L30 16L32 17H30L29 15L27 16V15H25L24 17L25 18H23V20H22V17H18V13L17 12H15L13 9ZM115 7H113L112 8V10L114 11H116V9H115ZM122 7V8H121ZM131 7V8H130ZM138 9H137V8ZM147 7V6H146ZM164 7V8H163ZM214 7V8H215ZM240 9H239V8ZM35 10H34V9ZM46 8V9H47ZM52 8V9H51ZM83 8V10H81ZM107 10H106V9ZM158 9V11H160L161 13H164V15L166 16V15H170V17H171V15H173L174 14V16L173 17H175L176 18V20L179 22V23H183V24H181V28L180 29H175V26L177 27L178 25H176L177 24V22L176 21H174L175 19H173V17H172V19H173V21H174V23H172V21H171V24H170V22H169V20H171L170 19V17H168V16H166V17H168V19L169 20H164L165 18L164 17H162V18H164V19H161L162 20V23H161V20L158 22L157 20H159V19H157L156 20V16H154L155 17V20L156 21H154V18H152L151 17V14H146L147 12L149 13L150 12V10L152 11L151 13H153V12H155L154 11V9ZM161 8H163V9H161ZM178 8V9H177ZM213 8V7H212ZM212 8H210L211 10H213ZM237 8H238V12H237ZM64 9L61 11V12H59V14L61 13V16H63V17H66V12L64 13ZM86 9L87 10H89V11H86ZM110 9V10H109ZM225 9V10H224ZM226 9H228V10H226ZM236 9V10H235ZM21 10V11H20ZM33 10V11H32ZM78 10H81V11H78ZM132 10V9H131ZM146 10V11H145ZM148 10V11H147ZM169 12H168V11ZM234 10H235V12H237V13H234ZM41 11H43V13H44V15H45V13H46V15H45V17H43L44 15H43V13L41 12ZM48 13H47V12ZM53 11H50V12H53ZM70 11H68V12H70ZM77 11V12H76ZM85 11V12H84ZM107 11V12H108ZM26 12V13H25ZM56 12V13H57ZM70 12V13H71ZM91 12V13H90ZM144 12V13H143ZM157 12V11H156ZM258 12H260V9L257 11V13ZM3 13V14H2ZM14 13V14H13ZM41 13H42V15H41ZM65 15H64V14ZM77 13H79L80 15L78 16V15H76ZM90 14V15H88V14ZM132 13H133V11H132ZM131 13V14H132ZM137 13H140V11H138ZM161 13L159 14V16H161ZM212 13H213V11H212ZM244 13V14H243ZM261 13V12H260ZM8 14V15H7ZM16 14V15H15ZM50 14V13H49ZM96 16L95 18H94V15ZM114 14V13H113ZM119 14H120V16H121V19H120V17H117V16H119ZM124 14H126L127 16H124ZM146 16H145V15ZM154 15H155V13H153ZM177 14H179L182 18V20L180 21V17H179V15H177ZM218 14H216V15H214V16H216L217 18H220V17H218L219 15ZM246 14V15H245ZM248 14V15H247ZM3 15V16H2ZM69 15V14H68ZM67 15V16H68ZM83 15H85V16H87V19L88 20H90V22H88V21H86L85 22V20H83L84 18L82 17ZM158 15V14H157ZM212 15V14H211ZM213 15H212V18H211V20L213 21V19L215 18V17H213ZM218 15V16H217ZM237 15V16H236ZM250 15V16H249ZM256 15H260L259 13L258 14H256ZM261 15H262V13H261ZM9 16V17H8ZM27 16V17H26ZM70 16V15H69ZM68 16V17H69ZM138 16V15H137ZM246 16V17H245ZM255 16V15H254ZM68 17L66 18V24H69L70 25V21L71 20H68ZM130 17V18H129ZM133 17V16H132ZM211 17V16H210ZM43 18H45V19H43ZM69 18H71V17H69ZM75 18V19H74ZM83 18V19H82ZM94 20H93V19ZM111 20H110V19ZM150 18H151V20H150ZM158 18V17H157ZM195 18V17H194ZM244 18V19H243ZM12 19H13V21H12ZM86 19V18H85ZM107 19H109V22H107L108 20ZM131 19V21L128 23L127 22V20H130ZM149 19V20H148ZM190 19H193L192 21L190 20V22H189V20ZM24 20H26V21H24ZM36 20V21H35ZM40 20V21H39ZM96 20V21H95ZM153 20V21H152ZM163 20L166 22H163ZM195 20V21H194ZM216 20V19H215ZM214 20V21H215ZM12 21V22H11ZM20 21V22H19ZM22 21V22H21ZM103 21V22H102ZM238 21H240V22H238ZM247 21V20H246ZM5 22V23H6ZM87 22H88V24H89V27L88 26H86V25H84V24H87ZM98 22H100V23H98ZM132 22V23H131ZM151 22V23H150ZM244 24H243V23ZM248 22V21H247ZM15 23V24H14ZM19 23H21V24H24V26H25V28L23 29V26L22 27H18L19 25H17V24H19ZM49 23V22H48ZM73 23H74V21H73ZM95 23H97V25L95 26ZM113 23V24H112ZM189 23V24H188ZM212 23V24H213ZM12 24H13V26H14V28H12L13 26H12ZM20 24V25H21ZM30 24V23H29ZM28 24V25H29ZM72 24V23H71ZM87 24V25H88ZM232 24L235 26V27H233L232 26ZM246 24H247V26H246ZM262 24H264V23H262ZM31 25H33L32 24V21H31ZM49 25V24H48ZM47 25V26H48ZM84 25V26H83ZM113 27H112V26ZM130 25V27L129 26H127V27H125L126 28V30H124L125 28H123V27H121V28H119V30H117V31H115L114 33L116 34V40H117V37H118V39L120 40V38H122V39H124V36H125V38L126 39H129V35H130V38L133 36V27H135V26H131ZM161 25V26H160ZM184 25H186L185 27H183L182 28V26H184ZM231 25V26H230ZM250 25V26H249ZM12 26V27H11ZM30 26V25H29ZM40 26V27H41ZM67 27H68V25H66ZM76 26V27H75ZM119 26V25H118ZM168 26H170V28L172 29V31H173V37L172 36H169V34L168 33H170V35H171V32L169 31L168 33H165L166 31H165V29H162V28H166L167 29V27ZM179 26H180V24H179ZM178 26V27H179ZM231 27L232 28V30L229 28L228 30H226L228 27ZM256 26V25H255ZM262 26H264V25H262ZM111 27V28H110ZM161 29H160V28ZM218 27H220V29H221V27H222V30H219V28ZM245 27H247V28H245ZM250 29H249V28ZM43 28V27H42ZM69 28V27H68ZM71 28H72V25H71ZM84 28H87L86 30L84 29ZM185 28V29H184ZM14 29H16L15 31L17 32L16 33V35H15V32H14ZM20 29H22V30H20ZM47 29H49V27L47 28ZM75 29H73L74 31H71V32H74L75 33ZM79 29H76L77 31H79ZM95 29H94V32H93V34L94 33H96V36L97 37H102L101 39L103 40L104 38H103V36L100 34L99 35V33H100V31L99 32H97V31H95ZM102 29H101V31H102ZM152 29V30H153ZM174 29V30H173ZM181 29H184V31H182ZM234 29V30H233ZM249 29V30H248ZM252 29V30H251ZM20 30V31H19ZM25 30V32L24 33H22L23 31ZM103 30H105V29H103ZM179 30V31H178ZM230 30H231V32H230ZM251 30V31H250ZM19 31V32H18ZM77 31H76V34L78 35L79 33H77ZM91 31H89L88 32V37H91V38H93L94 36H93V34H91ZM108 31V32H107ZM129 31H131V32H129ZM223 31V32H222ZM229 31V32H228ZM233 31V32H232ZM10 32H14V34H12V33H10ZM21 32V33H20ZM39 32H41L40 30H38V32L37 33H39ZM118 32V33H117ZM178 32V33H177ZM254 32H258V34L260 35H258V34H256V33H254ZM114 33H113V35H112V37L114 36ZM176 33L179 35V36H176V37H179V38H177L178 39V41H177V39L175 38V35H176ZM40 34V33H39ZM91 34V35H90ZM117 34L119 35V36H117ZM128 34V35H127ZM181 34V35H180ZM227 34V35H226ZM254 34V35H253ZM11 36V38H10V36ZM109 35V36H108ZM185 35V34H184ZM184 35H183V37H184ZM223 35V36H222ZM256 35H258V36H256ZM1 36H0V44L2 45V43L3 44H6L5 42H3V39L1 40ZM82 38H84V36H82V34L80 35H78V36H76V38L78 39V41H77V39L75 38V40L73 41V42H78L79 44H80V42H82L81 41V37ZM93 36V37H92ZM120 36H122V37H120ZM159 36V35H158ZM234 36H238L239 37V39H238V37H237V41L239 42V43H241V44H243V46H241V45H239L238 46V44H237V41H235V38H234ZM262 36H264V35H262ZM96 37V38H97ZM162 37V38H161ZM182 37V36H181ZM9 38V39H8ZM81 38V39H80ZM95 38V37H94ZM257 38V39H256ZM110 39H112V38H110ZM109 39V40H110ZM121 39V40H122ZM255 39V40H254ZM11 40H13V41H11ZM114 40V39H113ZM113 40H111V41H113ZM116 40H114V41H116ZM165 40V39H164ZM228 40V39H227ZM2 41V42H1ZM17 41V42H18ZM99 41H100V38H99ZM110 41V42H111ZM113 41V42H114ZM244 41V42H243ZM245 41H248L247 43L245 42ZM13 42V43H12ZM104 41H102L101 42V46H102V44H104L103 43ZM153 42H155V43H153ZM169 42H171V41H169ZM74 44V47H75V49H76V46L78 45V44ZM100 43V42H99ZM231 43V42H230ZM13 44H15V46L13 47ZM18 44V43H17ZM107 44V42L104 44V46ZM1 45H0V48H1V50H0V52L2 51V50H5L3 47H1ZM76 45V46H75ZM109 45V43L107 44V46ZM237 45V46H236ZM3 46V45H2ZM73 47V48H74ZM243 47V48H242ZM77 48H78V46H77ZM20 48H17V49H15V50H19ZM258 49V50H257ZM14 49H13V51H11L12 53L11 54H13L14 55V51H15ZM149 50V52H150V50H151V52H152V48H150V49H148ZM9 51V52H8ZM20 51H22L21 49L19 50V52H17V51H15V57L14 58H12L13 56H11V54L9 55V56H11V58L12 59H14V62H15V60H17V59H15L16 58V55H17V53H18V55L19 56H21V55H23L24 53H22V52H20ZM147 50L146 49H144L141 53H145ZM168 50H165V49H162L160 52H159V55L160 56H163V57H166V58H170V57H172V55L171 54H169L168 52H167ZM5 52V51H4ZM5 52V53H6ZM17 52V53H16ZM47 52H49V51H47ZM46 52V53H47ZM150 52V53H151ZM5 53H3V51H2V54H4V56H2L1 55V53H0V57L1 58H3V60L5 59L4 57L7 55H5ZM42 53H43V57L44 56H46V55H44L45 54V52L44 51H42ZM165 53H166V55H165ZM21 54V55H20ZM25 54H27V52H25ZM42 55V54H41ZM94 55V54H93ZM246 55V54H245ZM9 56H7V58H9ZM19 56H17L18 57V59L19 58H22V57H19ZM25 56H28L27 58L25 57ZM31 55H24L23 57H25L26 58V60L27 61H31L32 59H31V57H30ZM96 56V55H95ZM142 56V55H141ZM190 56V55H189ZM244 55L242 54V57H243ZM29 57H30V59H29ZM92 58H93V56H91ZM96 57H98V56H96ZM96 57H95V59H96ZM188 57V54L187 53H184V55H183V57H182V59L183 58H185V59H183L185 62H186V60H187V63H188V69H189V67L191 68V67H197L199 70H200V72L201 71H203L204 72V69H205V71L206 72H209V68L206 70V66L204 67V66H202L201 64H199L200 66H195L196 65V62L194 61V62H192V63H190L189 64V62L190 61H193V57H189V58H187ZM241 57V58H242ZM10 58V59H11ZM25 58H23V59H25ZM41 58V57H40ZM142 59H143V57H141ZM141 58H139L138 57V61L139 62H136L135 63V65H133L132 66V68H133V70H132V68H131V71L133 72L131 75H128V77H127V79L130 81V78H131V80L133 79L132 77H136V78H141V79H144L143 77H146V79H149V78H151V79H149L148 81L150 82V83H152L153 85L156 83V81H153L154 80V77L152 78L151 76L149 77V78H147V71H149V70H151L152 71V68H154V64L151 62V60L149 61V62H151L150 64H149V62L148 63H145L143 60H141ZM244 59H245V57H243ZM246 58H248L247 56H246ZM11 59V60H12ZM29 59V60H28ZM91 59V58H90ZM2 59H0V61H2V64L4 63V67H5V69L3 68V66H0V73H1V76L3 77V75L5 76V74H7V73H11L10 72V70H12V69H8L6 66H7V64L9 65V63L13 66V67H15V66H17L18 68H19V63H20V65L23 63L22 61V59H20V60H22L21 62L19 61V60H17V65H13V60H12V62H11V60H8V59H5L4 61H3ZM25 60V61H26ZM52 61L51 62H53V63H55V65H54V67H53V65H52V69L53 68H55V66H57V68H58V64L59 63H61V62H63L61 59L59 60V59H57V60H54V59H51ZM85 60V58H82V60L80 61H77V60H75L71 65H73L70 69H69V67L70 66H68V71H69V73H68V71H67V73H68V77L69 78H67L66 77V75H65V72L63 73L62 71H61V69H60V71H58V69H55L56 71V73L55 74H53L52 76L54 77L53 79H50L51 81H49V80H44V81H46V83L48 82H51V84H52V82H53V80H54V82H57L58 84H60L61 82H64L63 84L61 83L60 85H64L65 84V82H69L70 80H71V78H73V77H76V74L78 75L79 73H81V71H83V69H81V68H85V67H87L86 68V70L84 69V73L82 74V76H79V77H77V79H78V82L77 81H74V82H76L75 83V85L76 84H78V83H80L79 82V78L81 77H83V76H85V77H83L82 78V80H83V82L86 84V79H87V77H88V74H92L93 73V71H92V67H91V65H92V61L91 60H94V59H91V60H89V59H87V60H85V62H82V61H84ZM24 61V62H25ZM27 61H26V63H27ZM35 60H33V62H31V63H33V69H35V67L37 66H35V62H34ZM55 61V62H54ZM61 61V62H60ZM80 62V63H79ZM88 62V63H87ZM89 62H90V64H89ZM25 63V64H26ZM76 63H78L79 65H77ZM139 63V64H138ZM141 63V64H140ZM2 64H0V65H2ZM24 64V63H23ZM23 64L21 65V66H23ZM24 64V65H25ZM28 65H29V63H27ZM52 64V63H51ZM88 64H89V68H91V70H90V73L89 72H86L87 71V69H88ZM138 64V65H137ZM151 64H152V66H151ZM10 65V66H11ZM63 65V64H62ZM61 65V66H62ZM139 66L138 67V69L136 68L137 66ZM9 66V68H11ZM26 66V65H25ZM78 66H79V68H78ZM95 66V65H94ZM147 66H151L150 68L149 67H147ZM201 66H202V68H201ZM29 67H31V66H29ZM38 67V66H37ZM59 67H60V64H59ZM65 67V66H64ZM147 67V68H146ZM73 68V69H72ZM149 68V69H148ZM16 69V72L17 73H15V75L19 78V80H18V78L17 77H15L14 75H13V79H11L12 77H8V78H6V79H4L3 78V80L1 79V81H4V80H7V79H11L10 80V82H7V81H4V82H7V83H11V84H14V83H16L15 81H16V78H17V81H19V83L22 81V79H20V76H21V74L23 73V72H21V70L23 69V67H20V71H18L19 69H17V68H14V70ZM29 69V68H28ZM39 69L41 70V68H40V66H39ZM52 69H50L51 71H53ZM72 69V70H71ZM78 69V70H77ZM81 69V71H79ZM135 69H136V71H135ZM140 69V70H139ZM148 69V70H147ZM7 70L9 71V72H7ZM25 70H26V72H25V74H26V76H31V74L32 73H34L35 72V74H36V71H33L32 70V68H30L29 70H30V75H29V73H27V66L25 67ZM64 70H66L65 68H64ZM63 70V71H64ZM75 70H76V72H75ZM108 71H109V69H107ZM142 70V71H141ZM2 71H4L5 72V74H4V72H2ZM42 71H43V69H42ZM135 71V72H134ZM143 71H144V73H143ZM48 72V71H47ZM78 72V73H77ZM104 72L107 74L108 72L106 71V69H104ZM18 73H19V75L20 76H18ZM66 73V74H67ZM87 73V74H86ZM141 73V75L140 76H138L139 74ZM149 73V72H148ZM202 73V72H201ZM228 75L230 74V72L228 73V72H226ZM225 73V74H226ZM234 73V72H233ZM25 74L23 73V76H21V77H23V78H25L26 76H25ZM37 74H39V71L37 72ZM58 74V75H57ZM144 74H146V75H144ZM151 74V73H150ZM237 75H239L238 73H236ZM8 75V74H7ZM33 75V74H32ZM41 75H42V72H41ZM75 75V76H74ZM149 75V74H148ZM231 75V74H230ZM235 75V74H234ZM234 75H231L230 76V78L227 76V81L229 80L231 83H229V84H231L232 86H237V84H238V86H243V84H244V82H243V79H244V76L242 75L240 78H239V80L240 81H238V77H236V76H234ZM12 76V75H11ZM43 76V75H42ZM42 76H41V78H42ZM90 76V75H89ZM92 76V75H91ZM138 76V77H137ZM61 77V78H60ZM63 77V78H62ZM66 77V78H65ZM71 77V78H70ZM80 78V79H81ZM86 78V79H85ZM91 78H94V77H91ZM15 79V80H14ZM67 79L69 80V81H67ZM74 79V78H73ZM89 80L87 81V82H90L89 84L87 83L86 85H83L84 83L82 82V87H81V90L84 88L85 90H84V92L83 93H85L86 91L88 92L89 90H90V88H91V91L92 90H94V89H96L95 87H96V84H93V85H95V87L92 85V79H90V78H88ZM97 79V78H96ZM95 78L93 79V80H96ZM241 79H242V81H241ZM66 80V81H65ZM101 80V79H100ZM156 80V79H155ZM40 81H42V84H45L44 83V81L43 80H40ZM59 81H61V82H59ZM105 81V80H104ZM147 81V80H146ZM99 82V81H98ZM97 82V80H96V83H98ZM106 82V81H105ZM155 82V83H154ZM240 82H242V84L240 85ZM47 83V84H48ZM57 83H56V85H57ZM71 83H73V82H71ZM235 83H236V85H235ZM2 84V83H1ZM47 84H45V86L47 85ZM51 84H49V86L51 85ZM74 84V83H73ZM151 84V85H152ZM7 85H9V84H7ZM16 85V84H15ZM53 85V84H52ZM54 85H55V83H54ZM87 85H90L91 87L89 88ZM44 85H43V87H45ZM49 86H46V87H49ZM85 86H87L88 88H89V90L87 89V87L85 88ZM94 87V89H92L93 87ZM98 86H99V84H98ZM45 87V88H46ZM249 87H251V86H249ZM249 87H247V89H246V91H248V93H244L242 96V100L243 101H245L244 103H246L247 102V100L249 101V99H252V101H250L249 102V104L251 105V106H253V107H257V104H261V103H264V98H261L260 99V95H256V93H255V89H253L252 88V90H251V88H249ZM253 87V86H252ZM78 89L77 90H79V87H77ZM165 89V88H164ZM163 89V91L162 92H160L159 91V94L160 95H158V93H157V91H156V93H155V90H149L147 93L145 92V91H143V90H138L135 94L132 92L131 93V96L134 98V99H132V103H133V105H132V108H130L129 110H126L124 113H126V115H130V114H132V112L131 111H133V115H132V117H128V116H123V118L126 120L127 119V121H128V123L130 124H128L127 125V121H125V122H123V125L124 126H126L127 127V129H126V127H125V129L126 130H129V131H135L136 129V127L138 128L139 126H141V125H143V123H148V122H150L151 120H150V118H153L156 114V112H158L159 110L158 109H162L161 108V104L163 105V103H165V101H166V98H168V99H170V97H171V91H170V94L167 96V97H164V95L163 94H161V93H169V91H168V89H165L164 90ZM2 90V91H1ZM99 90H100V92L102 91V89L101 88H99ZM254 90V91H253ZM75 91L76 90H74V92L72 93L73 94V96H74V99H73V101L71 100H68V98H66V97H68V95L66 96V97H64L65 98V100L63 101L62 100V102H58L59 104L58 105H60V104H63L64 106H65V104L68 106V105H70V107L71 108H73V111H74V113L76 114V112L77 113H81L82 111H80V108H82V110L83 109H85L86 111H87V113L88 112H90V115H87V114H84L83 116H88L87 118H89V119H93L94 117H95V115H97V117L99 116L100 118H101V122H103L102 123V126L104 127V123L107 121V123L109 122V120H111L110 118H108V114H105V115H103V116H105V117H103L104 118V120H103V118H102V115H100L99 114V109H100V106H96L97 107V109H94V107H93V105L95 106V105H97V103H99V104H101L100 102H97V103H94L93 104V101L92 100H89V101H87V98L86 97H88L89 96V92L85 95V94H83V93H81V94H79V95H82V96H78L76 93H75ZM95 91V90H94ZM97 91V90H96ZM120 91V90H119ZM145 93V94H147L149 97H147L146 98V100L147 101H145V98H144V96H146V95H142V94H144L143 92ZM80 92H82V91H80ZM257 92V91H256ZM69 94H71V92H68ZM67 93V94H68ZM77 93H79V92H77ZM96 93V92H95ZM98 93V92H97ZM120 93H121V91H120ZM142 93V94H141ZM153 93V94H152ZM258 93V92H257ZM4 94V92H3V89L2 88H0V98H2V95ZM111 94H113V98H114V100H116V98H118L119 97V95L117 94L116 95V93H111ZM254 95V99L252 98V97H250L251 95ZM63 95V94H62ZM114 95H115V97H114ZM135 95H136V97L138 98V101L136 102V97H135ZM155 95V96H154ZM161 97V101H160V98L158 97ZM250 95V96H249ZM69 96H71V95H69ZM86 96V97H85ZM106 96V100H105V98L104 99H102L103 101L102 102H104L105 103V101L107 102V96H109L108 94H103V93H101V98L102 97H105ZM118 96V97H117ZM142 96V97H141ZM152 96V97H151ZM257 96H258V98H259V101H258V98H257ZM84 97H85V99H84ZM139 97H141V98H139ZM155 97H157V99L155 98ZM163 97H164V99H163ZM255 97H256V99H255ZM79 98V99H78ZM109 98V97H108ZM112 97H110V99H108V102H110V100L111 101H113V102H110L109 104H114V100H112L113 99ZM143 98V99H142ZM151 99V100H149V99ZM156 99V101H154L153 99ZM240 98H241V96H240ZM240 98H238L239 100H240ZM72 99V98H71ZM81 99V100H80ZM84 99V100H83ZM159 99V100H158ZM163 99V100H162ZM80 100V101H79ZM134 100V101H133ZM158 100V101H157ZM241 100V102H243ZM254 100V101H253ZM262 100V102H260ZM60 101V100H59ZM68 101L70 102V103H68ZM90 101H91V104H90ZM155 102V103H153V102ZM160 101V102H159ZM65 104H64V103ZM87 102V103H86ZM137 104V105H135V103ZM146 102H148V105H147V103ZM201 102V101H200ZM78 103V104H77ZM82 103H84V104H82ZM151 103V104H150ZM72 104V105H71ZM74 104H76V105H74ZM103 104V103H102ZM145 104H146V106H145ZM155 105L154 107H153V105ZM159 104H160V106H159ZM74 105V106H73ZM79 105V106H78ZM83 105V106H82ZM140 105V106H139ZM142 105H144L145 107L143 108L142 107ZM65 107V110H66V108H67V110H68V112L70 113V115L72 114V111H69V107ZM76 106V107H75ZM137 109V107L139 108V109H137L138 110V112H137V110L134 108V107ZM149 106V107H148ZM152 106V107H151ZM167 106V105H166ZM166 106H164V107H166ZM61 107V106H60ZM63 107V106H62ZM99 107V108H98ZM156 107H157V109H156ZM78 108V109H77ZM87 108H88V110H87ZM149 108V109H148ZM155 108V109H154ZM168 108V106L164 109V110H166ZM64 108H61V111L63 110ZM131 109H134V110H131ZM152 109H154V110H152ZM85 110H83V111H85ZM151 111L152 110V113L151 114H149V115H147L146 113H150V112H147V111ZM79 111V112H78ZM85 111V112H86ZM144 111H146V113L144 112ZM96 112V113H95ZM144 112V114L143 115H141L142 113ZM62 113V112H61ZM65 113V111L59 116V117H61L62 118V116H63V114ZM95 113V114H94ZM141 113V114H140ZM191 113V114H190ZM189 114L188 113H181V114H183V116H184V114L186 115V116H188V119H190V120H188L187 118H186V116H181V121L182 120H185L184 122H185V124H187V121H188V124H190V123H192V124H194L192 121H193V119H192V117L194 116V119H195V117H196V119H198V121H199V118L200 119H202V117H201V115H199V114H195L194 113V115H193V113L192 112H190ZM66 114V113H65ZM64 114V115H65ZM75 114H74V116H75ZM81 114H83V113H81ZM89 114V113H88ZM69 115V114H68ZM69 115V116H70ZM136 115H138V116H136ZM144 115H146V116H144ZM66 116V115H65ZM64 116V117H65ZM73 116V115H72ZM71 116V117H72ZM136 116V117H135ZM149 116V117H148ZM178 116H180V115H177V117ZM198 116V117H197ZM63 117V121L67 118V117H65L64 118ZM109 119H107V118ZM135 117V118H134ZM144 117H145V119H144ZM70 118V117H69ZM78 118H80V117H78ZM83 118V117H82ZM99 118V119H100ZM122 118V119H123ZM139 118V119H138ZM142 120H141V119ZM147 118V119H146ZM179 118V117H178ZM5 119V118H4ZM94 119H96V117L94 118ZM135 120V122H134V120ZM138 119V120H137ZM187 119V120H186ZM195 119V120H196ZM67 120V119H66ZM70 121H71V118L69 119ZM68 120V121H69ZM73 120V119H72ZM145 120V121H144ZM154 120V119H153ZM2 121V120H1ZM0 121V127L2 128V129H4V130H7V131H5L6 133H1L0 132V134L2 135V136H4L3 138L0 136V138L1 139H3V142H1L2 140L0 139V154L3 156L4 155V153L5 154H7L8 152H7V149L9 150L10 149V147L9 146H11L12 145V142L10 141V140H12L15 136H14V134H16V135H18L17 137V139H19V135L21 134V130H20V128L19 127H17L16 125V127L14 126V124L12 125V123L11 122H9L7 119H5L3 122H1ZM99 120L97 121L98 122V124H99V122H100ZM112 121V120H111ZM124 121V120H123ZM140 121V122H139ZM197 121V122H198ZM207 121V119L206 120H203L202 121V124L203 123H205ZM5 122H7V123H5ZM73 122H75L76 123V121L74 120ZM190 122V123H189ZM196 121H195V124L197 123ZM4 123V124H3ZM10 123V124H9ZM111 123V122H110ZM138 123V124H137ZM3 124V125H2ZM6 124H8V125H6ZM87 124V123H86ZM98 125V124H96V123H91V124H87L88 125V127H93L94 125ZM131 124L133 125L134 124V127L135 128H133L132 126H131ZM140 124V125H139ZM87 125H85V126H87ZM101 125V124H100ZM139 125V126H138ZM145 125V124H144ZM3 126V127H2ZM11 126V127H10ZM85 126H83V127H85ZM174 126H175V131H177L178 130V127H179V125L177 124H175V125H173V126H171L170 128H172V130L170 131V128L169 129H165L164 131H165V134H166V139L165 138H163L162 139V136H161V141L159 140L158 141V143H155V146L157 145V146H159V142L160 143H162V141H165V140H167L168 138H169V140L168 141H166L167 142V145L165 144L166 142H163L165 145H166V147L165 148H169L170 149V153L171 154H173V156H175L176 158H177V156L179 155V153H181V154H183L184 156H185V158L183 157V155H181L180 154V156H182V158H184L183 159V161L182 162H185V166L186 167H184L183 165H181V164H178V168H180L182 171H181V173L183 174L184 172L183 171H185V173H186V170L190 173H188L187 174V176H185L184 174L182 175L181 174V176L179 175L180 173L178 172V170L179 169H177V173H178V175H179V179H181V181H182V184H178L177 182L179 181V183H180V180H177L178 178V176H177V174H176V169H173L174 167H175V165H173L174 167H171L172 166V162L170 163V161H172V160H170V161H166V158L165 157H167V156H164V157H161V159H160V161H162V162H164V160H165V162L164 163H162V166H164L163 168H165V165H166V169H163V171L164 172H162V173H156V177L157 176H166L167 177V175L168 176H171V178H172V176L174 177L175 176V179L177 180H173V181H171L170 179H169V181H166L165 183L167 184H170V181H171V184H177L176 186H182L181 188H178V187H175L176 189H171L172 191H175L174 192V194H175V196L173 197V200H171L173 203H172V206H171V208H170V210H169V207H168V205H166V204H168L169 203V201H168V203H167V199L169 200V198L171 197V196H173V194L171 195H169L170 197L169 198H163L165 195L164 194H166V187H165V185H163V187H165L163 190H161V188H163V187H161V185H162V183L160 182L161 181V177H160V180H159V178H157L158 179V182L157 181H154V180H157V179H154V180H152V178L151 177H153L154 178V175H152L150 178H149V176L150 175H147V174H152L151 172H152V170H153V174H154V172H157V171H155V169L157 170L158 169V171H159V169L160 170H162V168H159V166H158V164L157 163H159L160 161L158 160V156H153V157H156L157 158V160H155L154 161V159H156V158H151L152 160H150V162L151 163H149V161H148V163H146V159H145V161H143V162H145L146 163V165L147 164H149V165H145V167L147 168L146 170H147V172H146V170L143 168H140V170L142 169V171L144 170L145 171V173H146V175H147V177L149 178V180H152V181H154V183L152 182V181H150L149 182V180H147L148 178L147 177H145V178H147L146 180V182L147 183H149V184H151V187L153 188H155V187H157L158 186V188H159V190L161 191V195H162V192H164L163 193V199H165V202L162 200L161 201V196L160 197H158L157 199H160V203L159 204H161V202L164 204L165 203V205L168 207H166L165 205H161V207L162 206H164V207H166L165 209H168V213H169V215L171 216V218L172 217H174V218H172L173 220H171V221H174V223H175V226H176V222L179 220V215H180V217L182 218L181 220H183L182 222H185L184 220H186L187 221V223L188 222H193L194 221V216L191 214V212L192 213H194V211H191L192 210V206H196V207H199V206H205L206 204H205V201L203 200V197L204 196H207V195H209V194H212L213 195V192L214 191H216L217 193L219 192L220 194H219V196H221V193L222 194H226L225 196H226V200L225 199H223V195L221 196V198L223 199V201H225L224 203L225 204H223V201H222V206L221 207H223V206H225V208L223 207L222 208V210L221 209H219V211H218V214H220V215H222L224 212L223 211H225V213L227 214L229 211H230V209L231 208H238V210H239V212L241 211V209H240V206H241V203L243 204L242 205V207L244 208L242 211H244V214H246V212H245V210L246 209H250L251 211H252V209H255V210H257L258 208V203L259 204H261L262 202H264V197H262V196H260V198L257 196V199H255L256 197H254V199H253V197L252 198H249V200H254L253 202H251V201H249L246 197H247V195H246V199L243 197V195H242V201H241V203H240V200H238L239 201V203H237V201L235 200L236 198H237V195L239 196L237 199H241L240 198V195L239 194H237V193H234V191L236 192V185H234V188H233V184H236V182L238 181V180H235L236 182L234 183V178L236 179V177L239 179V177L236 175H233L234 173L236 174V172L237 171H239V172H241V171H244L243 170V167H244V165H249L251 162H254V164H256V166L253 164V163H251V164H253L254 166H255V168L257 169V167H259V168H261L262 167V169H264V149H261V148H259V146L261 147V146H264V137H262V136H264V133H262L260 130H258V131H256V133H255V135L253 134V136L255 137V140L257 141V142H259L258 143V148H259V150H258V148L256 149V151H253L254 152V154L253 153H251L252 154V158H250L249 157V155H247V153L244 155V154H242V153H240L241 155L239 156L238 155V153H237V149H231V150H227V148L226 149H224V152H226V157H227V155H228V157H229V155H230V158L231 159H234V161L237 159L236 157H237V155L240 157V158H238L240 161H241V159L243 160V158H246V164L244 163V162H242L243 164H240L241 162H238L237 164H234V166L232 165V164H230L229 166H227L226 168L228 169V168H230V166H231V170L233 169V168H235V170H237V171H234V173H229L228 171H230V169H228V171H227V169L225 170V168L223 169V168H218L221 172H219L218 174H219V176L217 177V179L215 180L214 178L215 177H213V176H211V174H212V172H208V173H205V172H207L209 169H207V163H208V161H206V160H208L209 159V163L210 162H212L213 163V161H212V159H211V156L209 155V153L208 154H206V155H204V153H207V146H202V148H200V150H202V151H200V150H198V148L197 149H195L194 148V146H192L191 144H192V139H191V141H188V144H190V146L186 143V136L188 135V132L187 133H185L187 130H189V128H193V126L190 124V126H189V128L187 129L186 127H184L185 128V132H181L182 130V128L183 127H180L179 128V130L178 131H180L182 134L183 133H185L184 135V137H182V140H181V142H182V144L183 143H185L186 145H182V144H177L176 143V141L174 140V138L176 137V140L178 139V137H180L181 136V134H180V132H178V134L180 135H178L177 134V136L175 135V134H173V135H175V137L172 139V140H170V134H169V132L168 131H170V133H174ZM177 126V127H176ZM185 126H187V125H185ZM80 127H82V125H80ZM82 127V128H83ZM109 127V124H108V126H107V128ZM0 128V131H2V132H4V130H2ZM19 128V129H18ZM85 128H87V127H85ZM184 128H183V131H184ZM191 128V129H192ZM13 129L15 130L14 131V133L12 132L13 131ZM134 129V130H133ZM194 129V128H193ZM192 129V132H193V135H194V130ZM19 130V131H18ZM10 131V132H9ZM164 131L162 132L163 134H164ZM191 131V130H190ZM168 132V133H167ZM176 133V132H175ZM196 134H198L197 132H196ZM262 135V136H261ZM6 136V137H5ZM163 136V137H164ZM170 136V137H169ZM183 136V135H182ZM8 137V138H7ZM191 137L190 136H188V140L190 139ZM179 139H181V137L179 138ZM174 140V141H173ZM185 140V142H183ZM13 141V140H12ZM14 143H13V146H11V149H10V151L9 152H11V151H13V150H15L18 146H19V142H17L16 140H15V138H14ZM11 142V143H10ZM16 142H17V145H16ZM180 142V141H179ZM7 143V144H6ZM15 144V145H14ZM4 145V146H3ZM5 145L7 146V147H5ZM9 145V146H8ZM173 145V146H172ZM187 145L189 146L188 148H187ZM161 146V145H160ZM162 146H164V145H162ZM161 146V147H162ZM176 146V147H175ZM180 146V147H179ZM4 147V148H3ZM14 147V148H13ZM178 147V148H177ZM198 147V146H197ZM206 147V148H205ZM3 150H2V149ZM7 148V149H6ZM158 148V147H157ZM156 148V149H157ZM171 148H172V150H171ZM209 148V147H208ZM13 149V150H12ZM161 149H164V148H161ZM161 149H160V147H159V150L161 151ZM158 150V149H157ZM158 150V151H159ZM167 150V149H166ZM182 152H181V151ZM209 151H210V149H208ZM225 150H227V151H225ZM258 150V151H257ZM174 151V152H173ZM200 151V152H199ZM164 152V151H163ZM162 152V153H163ZM166 152V151H165ZM179 152V153H178ZM233 152V153H232ZM236 152V153H235ZM167 153H169V151L167 152ZM187 153H189V154H187ZM232 153V154H231ZM235 153V154H234ZM164 154V153H163ZM166 154V153H165ZM249 154V153H248ZM259 154H260V156H259ZM0 155V156H1ZM203 155V156H202ZM234 155V156H233ZM236 155V156H235ZM1 156V157H2ZM168 156H169V154H168ZM172 156V159H175V157H173ZM187 156V157H186ZM202 156V157H201ZM205 156L206 157H208V159H204L205 158ZM241 156H243V157H241ZM0 157V158H1ZM159 157V158H160ZM249 157V158H248ZM255 157V158H254ZM162 158H164L163 160H162ZM170 158V157H169ZM181 157H180V159H182ZM202 158L204 159L203 161H202V163L203 162H205L206 161V163L203 165L200 161L202 160ZM254 158V159H253ZM230 159V160H231ZM258 159V160H257ZM33 160V159H32ZM32 160H29L30 162H29V165L31 164V166L29 167V169L30 168H32V169H30V170H34V172L36 173L37 172V175L38 176H42L43 175V173L41 172V169L39 168L41 165L40 164H42L43 162L41 161V160H38V158L35 160L34 159V161H32ZM65 160H68V158H65V157H62V159H61V161L62 162H64ZM73 160V159H72ZM177 161L179 160V159H176ZM185 160H187V161H185ZM247 160H249V164L247 163ZM256 160H257V162H256ZM69 161V160H68ZM157 161V162H156ZM233 160H232V162L233 163H235ZM244 161V160H243ZM262 161V162H261ZM35 164H34V163ZM156 162V163H155ZM260 162V163H259ZM38 163V164H37ZM45 163V162H44ZM168 163H170L169 165H168ZM212 163H210V164H212ZM257 163H259V164H257ZM77 164H79V165H77ZM83 163H76L75 165V167H77V166H79V168L81 169L82 167H84L83 165H82ZM144 164V163H143ZM152 164V165H151ZM155 164V165H154ZM174 164V163H173ZM201 164H202V166H203V168L201 167ZM150 165H151V170L149 169V167H150ZM157 165V166H156ZM160 165V164H159ZM177 165V164H176ZM199 165H200V169H202V170H200V172H199V170H198V168H199ZM223 164H221V166H222ZM237 165V166H236ZM243 165V166H242ZM253 165H251L252 166V168L251 169H255V168H253ZM261 167H260V166ZM42 166H43V164H42ZM45 166V165H44ZM46 166H47V164H46ZM142 166H144V165H142ZM168 166V167H167ZM181 166V167H180ZM208 166H210V165H208ZM215 166V165H214ZM246 166H245V168H246ZM250 166V165H249ZM249 166L247 167V168H249ZM250 166V167H251ZM33 167H34V169H33ZM70 167V166H69ZM72 167V166H71ZM71 167L69 168V169H71ZM155 167V168H154ZM156 167H158V168H156ZM160 167H161V165H160ZM172 168V170H168V169H171ZM223 167H225V165H223ZM45 168V167H44ZM44 168H42V169H44ZM72 168H74V167H72ZM75 169V168H74ZM207 169V170H206ZM212 169H213V167L210 169L211 171H212ZM255 169V170H256ZM45 170H46V168H45ZM198 172H197V171ZM218 170V171H219ZM224 170V171H223ZM53 172L55 171V170H52ZM52 171H51V173H52ZM70 171H72L73 172V175H72V172H69V170H68V172L69 173H67V175L68 176H70L71 175V177H69V178H73L74 176H75V178H73L72 179V183L74 182V186H75V189H74V187L72 186L71 187V185H73V184H69V185H67V184H65V185H63L60 189H61V192L59 191L60 189H58L57 190V192H58V194H60L59 195V197L57 198V197H55V195L56 194H52L51 195V193L48 195V193L47 192H44L45 193V195H44V193H43V196L45 197H42V194H41V197L43 198V199H45L44 201H46L45 202V207L44 208H42V206H39V205H37L35 202H33V200L32 201H29V203L31 202L32 203V205L31 204H29V205H31L30 206V208L31 207H33V205H37V207H33V211H35L34 212V220L31 218V217H29V214L27 215V214H25V217H27L26 219L27 220H31V223L29 224L28 223V225L27 224H23L22 225V222H21V225H19V223H18V225H17V223H15L16 221H14V219L13 218H15L16 217V219H18L17 218V214L15 215V217H11V215L9 216V214H7L5 217H7V220L5 221L4 220V222L2 223V225L0 226V229L1 230H3V228L5 229L4 230V235H3V232L1 231V235H2V240H3V242H1V250L3 249V247H4V253L2 252V256H3V261H4V263L1 261L0 262V264H107V263H109V264H111V262H112V264H162V259L161 258H158L159 256H162V255H160V254H163V252L161 253V251L163 250L164 251V247H162V246H165L166 245V243H168L169 241H171L172 239L169 237L170 235L171 236H173L174 234H171L172 233V231L173 230H170V228L167 230V231H170L171 233H167V234H164L165 233V231L163 232V230H162V232H163V234H164V236H163V238H165L166 236V238H165V241H163V239H160V238H162V237H160L159 238V236H162L161 234V227L163 226V224L164 223H162V222H164V219H165V217H164V215H162L161 217H160V215H158V214H163L162 212L163 211H161V207L158 205H153L154 203H153V201L155 200V199H153L152 200V197H154V196H152L151 197V199L150 198H148V196H149V192L151 191L150 189L148 190L147 189V187H145V189H147V191H149V192H147V191H145V190H143V189H141L140 191H139V189H136V192H134L135 193V196L133 195V189H132V191H131V194H130V190H129V194H127L126 196H125V194L124 193H122V194H124V196L127 198H129L130 196H132L133 197V199H134V203H132V200L133 199H131L130 200V198H129V201L126 199V201H128V202H126V204L128 205V209L129 210H127V209H125L126 207H125V202H120V204H121V208H122V210H121V208L119 207V201L121 200L120 198H121V195L122 194H120L119 193V191L117 190H114L115 188L114 187H112V189L111 188H108V189H106L105 190V188L104 189H102L103 191H98V190H92L93 192H94V195H97V196H101V198H104V199H101L100 197H98V198H100V199H94V200H92V199H85L84 197H86V196H84L85 194L87 195L88 194V191L89 190H86V193H84L85 191L84 190H82L81 189V184H82V182H83V179H81L82 180V182L80 181V183L78 182L79 181V179H76V178H79L80 177V174L82 173L81 171V173L79 174V171H78V168L76 169V170H73V169H71ZM142 171H141V173H142ZM143 171V172H144ZM148 171H149V173H148ZM167 171L168 172H174V174L175 175H173V172H172V175H169V173L167 174ZM203 171H205V172H203ZM223 171V172H222ZM38 172H40V173H38ZM46 172V171H45ZM78 172V173H77ZM166 172V173H165ZM194 172H197L196 174L198 175L199 174V176H200V174L201 173H205V175L207 176V180H208V178H209V176H211L210 178H212V179H214V180H211V181H207L206 179H203L202 177V175H201V178L203 179V180H206L205 181V183L203 184V186L204 185H206V187L207 188H205L204 189V187H202L201 188V192L199 191L198 192V190H196V192H192L194 189V187L195 188H197L196 186H195V181L196 180H199L198 179V176L196 177V179H195V177L193 178L192 176H194L193 174H195ZM226 172H228V174L226 173ZM165 173V174H164ZM41 174V175H40ZM47 174H50V172H49V170H47ZM159 174V175H158ZM171 174V173H170ZM209 174V175H208ZM216 174H217V172H216ZM239 174V173H238ZM66 175V176H67ZM142 175H144V176H146L144 173H142ZM189 175V176H188ZM223 175H225V176H223ZM228 175V177L226 178V176ZM231 175H233V176H231ZM47 175H45V177H46ZM67 176V177H68ZM140 176H141V174H140ZM144 176L143 177H139L141 180H139V178H138V181L140 182H142L143 181V178H144ZM177 176V177H176ZM215 176V175H214ZM43 177H44V175H43ZM185 177V178H184ZM190 177H192L193 178V180H191L192 178H190ZM69 178H67V181H68V179ZM144 178V179H145ZM182 178H184V179H188V181H185L184 183H185V185L183 184V179ZM209 178V179H210ZM226 178V179H225ZM229 178V180H227ZM168 179V178H167ZM165 180V179H164ZM163 180V181H164ZM201 181V179L199 180V182H197V183H200V182H204V181ZM75 181H77L78 183H75ZM194 181V182H193ZM215 181V182H214ZM225 181V182H224ZM230 181V182H229ZM139 183V184H141L142 185V183ZM157 182V183H156ZM173 182V183H172ZM68 183V182H67ZM133 183H135V182H133ZM161 185H160V184ZM231 183H233L232 185H231ZM238 183V182H237ZM145 184V185H144ZM158 184V185H157ZM167 184V185H168ZM170 184V185H171ZM187 184V185H186ZM137 185V184H136ZM143 185L144 186H147L146 185V183L145 182H143ZM174 185H172V186H174ZM259 185V184H258ZM257 185V188H255V190L256 191H258L259 193H264V187H260V186H258ZM197 186H201V185H197ZM79 187V188H78ZM150 186H149V188H151ZM171 187V186H170ZM136 188H139V187H136ZM199 188V187H198ZM78 189V190H77ZM79 189H81L82 191H84V192H81L80 193V190ZM155 189H157V188H155ZM169 189V188H168ZM167 189V190H168ZM177 189H180V190H177ZM212 189V190H211ZM235 189V190H234ZM70 190V191H69ZM73 190H75V191H73ZM111 190V191H110ZM170 190V189H169ZM185 190V191H184ZM203 190V191H202ZM214 190V191H213ZM54 191H56V190H54ZM53 191V192H54ZM128 191V190H127ZM127 191H124V192H127ZM141 191H142V193H141ZM143 191H145V192H147V194H148V196H147V198L149 199V200H152V201H149L147 204H143L142 202H145V201H143V199L144 198H146L145 196H144V194H146V193H144ZM155 191V190H154ZM181 191V192H180ZM206 191H207V193H206ZM50 192V191H49ZM77 192H79V193H77ZM110 192V193H109ZM113 192V193H112ZM114 192H115V194L118 192V194H120V200L119 199H115V201L117 200V202L116 203H118L119 205H118V207L115 205L114 206V204H116L115 203V201H113L112 200V198L114 197ZM123 192V191H122ZM139 192V193H138ZM152 192H153V190H152ZM156 192V191H155ZM169 192H171V191H168V193ZM257 192V193H258ZM65 193V194H64ZM90 194L89 195H87V196H90L91 195V190H90V192H89ZM158 193V192H157ZM156 193V194H157ZM233 193H234V195L236 194V198H235V196L233 195ZM57 194V195H58ZM64 194V195H63ZM146 194V195H147ZM155 193H153V195H154ZM155 194V195H156ZM200 194V195H199ZM231 194H232V196H234V197H232L231 196ZM93 195V194H92ZM91 195V196H92ZM102 195H104V197H102ZM106 195V196H105ZM129 195V196H128ZM138 195V196H137ZM151 195H152V193H151ZM260 195H262V194H260ZM63 196H66L67 198L66 199H64L63 198ZM84 196V197H83ZM91 196H90V198H91ZM123 196V201H125L124 199H125V197ZM158 196V195H157ZM166 196H168L167 194H166ZM210 196V195H209ZM206 197L207 198V200H208V198L210 199V197ZM215 196H217V198L219 197L218 196V194H214V197ZM225 196H224V198H225ZM231 198H230V197ZM40 197V196H39ZM83 197V198H82ZM96 197V196H95ZM117 198H118V195L116 196ZM138 197V198H137ZM51 198V199H50ZM52 198H54V199H52ZM69 198V199H68ZM89 198V197H88ZM155 198V197H154ZM213 198V196L211 197V199ZM216 198V197H215ZM233 198H235V199H233ZM244 198V199H243ZM39 199V198H38ZM42 199V200H43ZM148 199H146V200H148ZM205 199V198H204ZM220 199V197L217 199V200H219ZM231 199V200H230ZM31 200V199H30ZM63 200V201H62ZM204 201V203H203V201ZM233 200V202H231ZM246 200V201H245ZM248 200V201H247ZM255 200H256V202H255ZM257 200H258V202H257ZM259 200H260V202H259ZM36 201H38L37 199H36ZM40 201H41V199H40ZM112 203H111V202ZM215 201V200H214ZM214 201H212V200H210V202H213V204H214ZM221 201H219V202H221ZM147 202V201H146ZM154 202H156V200L154 201ZM34 203V204H33ZM41 203V202H40ZM114 203V204H113ZM208 203V202H207ZM235 203H237L238 205H237V207H236V204ZM249 205V204H252V207H255V208H252L251 209V207L250 208H246V206L245 205H247V204ZM253 203H255V204H253ZM47 204V205H46ZM125 204V205H124ZM148 204H150L151 206H152V208L148 205ZM188 204V205H187ZM200 204H204V205H200ZM217 204V203H216ZM219 205H220V203H218ZM142 205H144L145 206V211H144V206H142ZM169 205H171V204H169ZM207 205H209V204H207ZM255 205V206H254ZM262 205H264V204H262ZM39 206V207H38ZM124 206V207H123ZM139 206H141V207H143L142 208V210H141V207H139ZM177 206H179V208H180V210H179V208L177 207ZM191 206V207H190ZM245 206V207H244ZM251 206V205H250ZM260 206V205H259ZM27 207V206H26ZM148 207V208H147ZM153 207L154 208H156V207H158L157 209H160V211L161 212H159V210H158V212L159 213H156L157 212V209L155 210V212H153L154 210H153ZM163 207V208H164ZM196 208V209H198V210H200V209H204V208ZM212 207V206H211ZM13 208H15L18 212H21V209H19L18 207H13ZM125 210H124V209ZM178 208V209H177ZM189 208H191L190 210H189ZM220 208V207H219ZM246 208V209H245ZM195 208H193V210H194ZM195 209V213L194 214H196V210ZM235 209H232L231 211H234ZM25 210L27 211V209L24 207V210H22V213L24 212V213H26L25 212ZM123 210H124V212L125 211H127L126 212V214L129 212V213H131L130 214V216H129V218H128V216H127V218H128V221H124L126 218V214L124 213L123 214ZM141 210V211H140ZM171 210H173V212L171 211ZM177 210V211H176ZM221 210V211H220ZM249 210V211H250ZM12 212H13V210H11ZM11 211H9V213H11ZM30 211V210H29ZM166 211V210H165ZM164 211V213L166 214V212ZM179 213L178 214V220L177 221H175V217L176 216H174V215H172V213ZM175 211V212H174ZM180 211L182 212V214H180ZM189 211H190V213H189ZM230 211V212H231ZM241 211V212H242ZM247 211V210H246ZM259 211H261V210H259ZM15 212V211H14ZM28 212V211H27ZM150 212V213H149ZM153 212V214L152 215H158L159 217H157V219H156V217H154L155 218V223H158V224H154L153 223V220L151 221L152 223L151 224H148L147 226H146V224L147 223H145L144 221H146V220H143L142 218V216H145V215H143V214H148L149 215V217H151L152 215H151V213ZM197 212H199V211H197ZM221 212H223V213H221ZM237 212V213H236ZM236 212H234V213H236V214H234V217H235V219H238V217L236 216L237 214H238V211H236ZM257 212V211H256ZM17 213V212H16ZM30 213H31V211H30ZM33 213V212H32ZM31 213V215L30 216H33V214ZM156 213V214H155ZM175 213V215H177ZM260 213L261 212H258V214L260 215ZM262 213H264V208H262ZM14 214V213H13ZM138 214V215H137ZM142 214V215H141ZM187 214V215H186ZM188 214H191V217L190 216H188ZM241 214V213H240ZM243 213H242V217L244 218V215ZM250 214V213H249ZM256 214V213H255ZM19 215H20V217H21V213H19ZM18 215V216H19ZM125 215V216H124ZM129 215V214H128ZM134 216V218L137 216V221H136V219H135V222H134V218H132L133 220H131L130 219V217H133ZM148 215H146V216H148ZM151 215V216H150ZM169 215H165L166 216V219H171V218H168V216ZM182 215V216H181ZM230 215V214H229ZM259 215H258V217H259ZM22 216H24V215H22ZM75 216V217H74ZM77 216V217H76ZM123 216V217H122ZM141 216V217H140ZM169 216V217H170ZM223 216V215H222ZM240 216V215H239ZM252 216V217H251ZM255 216H257V214L256 215H250V219L252 218V220L253 221H255V225L254 226H252V224L254 223H252L251 222V224L250 223H246V226H247V224H248V226L247 227H249L250 226V229L249 228H244V227H246L245 225H241V224H235V222L234 223H232V224H235L236 226H231L232 227V230H227V229H225V230H227V232L226 231H224V228L222 229L224 232L222 233V234H224V235H226V240H225V242L226 243H224V240H223V243L224 244H226V245H224V246H226V247H223V245L222 246H220V243H222V240H220L219 239V241H218V243H217V245L216 244H214V245H216L215 247H216V249L217 250H215L214 251V245L212 246L213 248L211 249V251H212V253H213V255L216 253V254H218L219 252L221 253V252H223V251H219V248L221 247V248H223L222 250H224L225 248H226V250H228L227 252L226 251H224V252H226L225 254H226V256L224 255V254H222L221 256L220 255H218L219 257H217V261H218V258H220L221 257V259H219L220 260V262L218 263V264H264V214H261V217H259V218H254ZM24 217V218H25ZM58 217H60V218H68L69 219V217H70V219L69 220H66L67 222L69 221L70 223H67V222H65V220H62V223H59L60 221H59V218ZM72 217H74L75 219L76 218H80V219H78V221L77 222H75L76 220L75 219H71ZM121 217V218H120ZM140 217V218H139ZM188 217H190V218H188ZM225 217V216H224ZM246 217H249V216H246ZM23 218V219H24ZM58 218V219H57ZM151 218H153V217H151ZM162 219V220H160V219ZM241 218V217H240ZM243 218H241L242 220H243ZM25 219V221L27 222V220ZM122 219H124V220H122ZM143 220V221H141L140 222V220ZM150 219V218H149ZM18 220H21L20 218L18 219ZM56 220H58V221H56ZM61 220V219H60ZM71 220V221H70ZM75 220V221H74ZM80 220L82 221V222H80ZM127 220V219H126ZM129 220H131V221H133V222H131L130 221V223H128L129 222ZM239 220V219H238ZM242 220H240V222L242 221ZM246 219L244 218V221H245ZM260 220V222H258ZM28 221V222H29ZM64 221V222H63ZM72 221H73V223H72ZM124 221V222H127V224L126 223H124L123 225H122V222ZM147 221H148V219H147ZM159 221H161V222H159ZM180 221V220H179ZM257 221V222H256ZM14 222V223H13ZM18 222V221H17ZM78 222L80 223V224H78ZM137 222H140V224L139 223H137ZM166 222L167 221H165V224H164V226H163V228H166L165 226L167 225L166 224ZM169 222H170V220L168 221V224H169ZM239 222V221H238ZM246 222H249V219L246 221ZM25 223V222H24ZM133 223H135V225H133ZM145 223V226L147 227H145L144 228V226L142 225V224H144ZM148 223H150V221L148 222ZM186 223V222H185ZM242 223V222H241ZM134 226H132V225ZM162 224V226L160 227V225ZM171 224H172V222H171ZM242 224H245L244 222L242 223ZM128 225V226H127ZM137 225H139V226H137ZM141 225H142V227H141ZM149 225H151V226H149ZM156 225V226H155ZM157 225H159V226H157ZM173 225V224H172ZM177 225H179V224H177ZM131 228H130V227ZM149 226V227H148ZM229 226H230V224H229ZM125 227H127L128 229H126ZM167 227H170V225L169 226H167ZM179 227V228H178ZM177 228L178 229H180V226H178ZM194 228H195V225L193 226ZM192 227V230H194V228ZM228 227V226H227ZM226 227V228H227ZM21 228L23 229V231H27V228H29L31 231H29V232H31L30 234H29V232H27V235H28V237L26 238H24V236L25 235H22L21 234ZM135 229V230H133V229ZM139 228V229H138ZM142 228V229H141ZM149 228L151 229V230H149ZM28 229V230H29ZM130 229V230H129ZM144 229V230H143ZM160 229V230H159ZM167 229V228H166ZM245 229V231H242V230H244ZM246 229L248 230H252V232H247L246 231ZM255 229V230H254ZM138 230V231H137ZM196 230H198V229H196ZM124 231H125V233H124ZM129 231V232H128ZM131 231V232H130ZM149 232V236L152 234V239H150L149 238V236L147 235V236H144L145 234L144 233H142V232ZM158 231H159V233H158ZM175 234L176 233H178L177 232V229L175 228ZM179 231V230H178ZM228 231L231 233H229L228 234ZM253 231H256V236L254 237L253 236ZM128 232V233H127ZM134 232V233H133ZM137 232H140L141 234H139L138 233V235H140V237L138 236V235H135V233L137 234ZM147 232V233H148ZM194 232V231H193ZM245 234V232H247V233H249L248 235H246V239H247V241H249L250 242V240H248V238L249 239H251L252 241L250 242V243H248L246 240H244V241H246L245 243H247V244H244L243 245V247H242V249H241V247L239 246L238 247V244L239 245H241L242 246V244H240V243H238L237 244V238L239 237V235H240V237L239 238H245V237H243L244 236V234ZM131 233V235H133L132 237L129 235ZM146 233V234H147ZM173 233H174V231H173ZM253 233V234H252ZM21 234V235H20ZM23 234H25V233H23ZM123 234V235H122ZM155 235H157L156 237H155ZM159 235V236H158ZM20 236V237H19ZM135 236H137V237H135ZM141 236H142V239H143V242L142 241H140L141 240ZM153 236H154V239H153ZM222 236V235H221ZM230 236V237H229ZM250 236V237H249ZM253 236V237H252ZM19 237V239H17L16 240V238H18ZM140 238V240H139V238ZM143 237H145V240H144V238ZM147 237V238H146ZM158 237V238H157ZM252 237V238H251ZM130 238H133V239H131L130 240ZM134 238H136L138 241V247L141 245V244H144L143 246H145L146 245V247H144V249L142 250L141 249V254L139 253V251L140 250H135V248L136 249H140V248H137V247H135V245H137V242L136 241H134V243H132L133 241L132 240H135ZM149 238V239H148ZM157 240H156V239ZM170 238V240H168ZM228 238V239H227ZM146 239H147V241H146ZM159 239V240H158ZM152 240H155V241H152ZM168 240V241H167ZM231 240V241H230ZM238 240H241V239H238ZM157 241H160V242H157ZM233 241V242H232ZM155 244H154V243ZM162 242H164L165 243V245H163L164 243H162ZM229 244H228V243ZM231 242V243H230ZM241 242V241H240ZM161 243H162V246H160L161 245ZM171 243V244H170ZM241 243H243V242H241ZM130 244V245H129ZM133 246H132V245ZM170 244V245H169ZM230 244L232 245V246H230ZM132 246V247H131ZM153 246V247H152ZM168 246H170V247H168ZM174 246V247H173ZM230 246V248L228 249V247ZM133 247H135L134 249H133ZM141 247H142V245H141ZM174 249H173V248ZM143 248V247H142ZM152 248V249H151ZM166 248V247H165ZM169 248V249H168ZM171 248V249H170ZM149 250V252H147L148 250ZM155 250V252H156V254H155V252L153 253V254H155V257H157L156 259H158V260H156L154 257H152V255L153 254H151V252L152 251H154ZM160 251H159V250ZM162 249V250H161ZM173 249V250H172ZM127 250H130L129 252L127 251ZM133 250V251H132ZM169 250V251H168ZM137 251H138V253H137ZM145 251V252H144ZM166 251L169 253H171L172 255H169L168 253H167V255L165 256V257H168L169 259H170V257L172 258V259H177V254H178V251H177V249H175V245L172 243V241L171 242H169L168 243V245H167V249H166ZM132 252H134V253H137V254H134V253H132ZM175 252H177L176 253V255L175 254H173V253H175ZM181 251H179V254H184L183 253V251H182V253H180ZM218 252V253H217ZM223 252V253H224ZM128 253V254H127ZM130 253V254H129ZM145 253V254H144ZM147 253V254H146ZM151 254V255H149V254ZM158 253V254H157ZM160 253V254H159ZM4 254V255H3ZM143 254V256H141ZM215 254V255H216ZM141 257H143V258H141ZM145 255V256H144ZM157 255V256H156ZM169 255V256H168ZM187 255H188V253H187ZM190 255V254H189ZM188 255V256H189ZM137 256V257H136ZM139 256V257H138ZM147 256H149V257H147ZM150 256H151V258H150ZM154 256V255H153ZM164 256V255H163ZM187 256V257H188ZM191 257V256H190ZM189 257V258H190ZM138 258H141L142 260H141V262H140V259H138ZM148 258H150L149 260H147ZM179 258H180V256H179ZM1 259V260H2ZM138 259V260H137ZM152 259H154L155 261H157V262H155V261H153L152 262ZM160 259V260H159ZM165 260H167L166 258H164ZM163 259V260H164ZM174 259V260H175ZM181 259V258H180ZM182 259H184V258H182ZM171 260V259H170ZM173 260V262L175 263V261ZM190 260V259H189ZM189 260H187L188 262L186 263V264H191L192 262H190ZM108 261V262H107ZM111 261V262H110ZM150 261H151V263H150ZM159 261V262H158ZM168 261V260H167ZM166 261V262H167ZM178 261H180V260H178ZM173 262H171V261H169V263L170 264H173ZM181 262V261H180ZM185 262H186V260H185ZM163 264H165V263H163ZM176 264H177V261H176ZM178 264H180V263H178ZM182 264V263H181ZM217 264V263H216Z\"/></svg>",
  "mask_w": 264,
  "mask_h": 264
}]
</instances>
